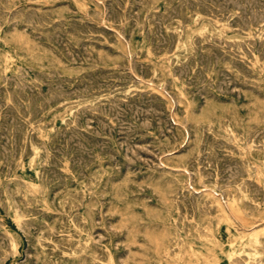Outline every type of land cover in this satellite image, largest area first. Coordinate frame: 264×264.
Masks as SVG:
<instances>
[{
    "label": "rangeland",
    "instance_id": "obj_1",
    "mask_svg": "<svg viewBox=\"0 0 264 264\" xmlns=\"http://www.w3.org/2000/svg\"><path fill=\"white\" fill-rule=\"evenodd\" d=\"M12 1L13 0H9V2L8 0H2V1L0 0L1 2L0 3V9H1L0 10V15H1L0 20L2 21L0 22V24L2 23L0 25V27L2 26L0 29V86H1L0 89L2 90V91L0 90V97H1L0 98V124H1L0 125L1 126L0 135L2 136L0 137V151L2 150L0 152L1 153L0 155V189H1L0 195L2 196V197L0 196V224H1L0 225L1 226L0 227V238H1L0 239V244H1L0 254L2 255L0 256V262H1L0 264H24V263L25 264H97V263L98 264H107V263L112 264V262L113 264H167V263L168 264H190V263L191 264H205L206 262H207L206 264H211V263L212 264H253V263L254 264L256 263L264 264V226H263L264 225V211H263L264 210V194H263L264 193V175H263L264 174V171H263L264 163L261 162V161H264V151H263L264 150V136H263L264 135L263 134L264 133V128H263L264 127V105H263L264 104V88H263L264 87V65H263L264 63V46H263L264 45V6H260L262 4L264 5V0H259V1L258 0H201V1L200 0H187V1L186 0H169V1L168 0H151V1L150 0H146V1L145 0H127V1L126 0H35V1L14 0L13 2ZM172 1H173V4H172ZM145 4L146 6H148V8L145 6ZM248 4L250 5L248 6ZM23 5H24V8H23ZM88 5L91 7H89ZM235 5L237 7H235ZM64 6L66 9H64ZM6 7H8V9ZM171 9H173L174 11ZM233 9H236L237 11ZM242 9H243V14H242ZM34 10L35 11L38 10V11L35 12ZM167 10H169V13ZM22 11H23V14H21ZM57 11L59 13H57ZM51 13L53 15H51ZM97 13L99 17L97 16ZM2 14L4 15V17L2 16ZM15 14L16 15L19 14L18 15L19 17L16 16ZM87 14H90V15H87ZM32 15L33 17H31ZM190 15H191V18L189 19ZM12 17H14V19ZM29 17L31 19H29ZM246 17H248L249 19ZM8 18L9 19L11 18L10 19L11 21ZM176 18H179V19H176ZM39 19L40 21H38ZM95 19H97L98 21ZM213 19L215 22L213 21ZM244 19H245V22H244ZM106 20H108L109 22ZM137 20L140 22H138ZM259 23L261 24V26ZM86 24H89V25H86ZM153 24H155L156 26H154ZM177 25H179V27ZM199 27H201L202 29ZM221 27L222 28L225 27V28L222 29ZM256 27H257V30H256ZM47 28H49L48 29L49 31L47 30ZM87 28L88 29L91 28V30L89 29V31H86ZM100 29H103V30L101 31ZM79 30L80 31L82 30V31L80 32ZM173 30L175 34L171 32ZM6 31L7 33L8 32L9 33L7 34ZM104 32L106 35L104 34ZM258 33L261 36H259ZM54 35H57V37H55ZM84 36L85 37L88 36V37L85 38ZM108 36L110 38H108ZM155 36L158 40L155 38ZM168 36L170 37V39ZM174 36H178V37L174 38ZM25 38L26 40H24ZM37 40H39V42ZM84 42H86L88 46H86ZM180 42L181 43L183 42V43L181 44ZM248 47H249V50L246 49ZM207 48H210V49H207ZM138 50L139 51L141 50V52H139ZM206 50L207 51L209 50V51L206 52ZM252 51L253 53H251ZM7 52H8V55H7ZM144 52L145 53L147 52V54H145ZM160 52H162L163 54ZM222 52L223 53L225 52V53L223 54ZM55 55L57 57H55ZM100 57L102 58V60ZM105 59L107 62L105 61ZM194 59L195 61H193ZM185 62L191 65L189 66ZM193 62L194 64H192ZM168 65H169V68H167ZM193 65L194 67H192ZM179 66L181 70L180 68L178 69ZM201 66L204 68L202 69ZM205 66L207 67L209 66V67L207 68ZM92 68H95V70L94 69L92 70ZM126 69H129V70H126ZM259 69L261 71H259ZM220 70L222 71L221 74H220L221 72ZM2 71L3 73H1ZM156 71L157 72L159 71V72L156 74ZM185 71H187L188 73ZM203 72L207 76L203 74ZM225 72L227 73L226 75H225ZM43 73L46 74V76ZM102 73L104 75H102ZM183 73H185L187 77ZM101 75L103 77H101ZM25 76H27L28 78ZM152 76L153 78H151ZM222 77L223 79L221 81ZM189 78L191 81L188 80ZM217 78H218V81H217ZM96 80H97V84H96ZM159 81H162V82H159ZM6 82L7 83L10 82V84H7ZM30 82L31 84H29ZM16 84H19V85H16ZM39 85H41L43 89L40 88ZM219 85L221 87V90H220ZM67 86L69 87L67 88ZM167 86H168V89H167ZM202 86L204 87L203 89H202ZM121 87H124V88H121ZM157 87H158V90H157ZM234 87H236L237 89ZM140 88H143V89H140ZM12 89L15 92H13ZM39 89L41 90L39 91ZM33 90L36 92H33ZM245 90L248 92H245ZM17 91H19L21 95L22 93L26 95L23 94L24 96L23 95L21 96L20 94H18L19 92ZM91 91H93V94ZM106 92H109V93H106ZM152 93L153 94L155 93V94L153 95ZM102 94L104 95V97ZM159 97L163 100H161ZM23 98H25L26 100ZM37 99L38 100L40 99V100L38 101ZM90 100H91V103H90ZM229 100L230 101L233 100V101L230 102ZM130 101L133 103H131ZM29 103L31 104L29 105ZM149 104L151 105L149 106ZM66 105L68 107H66ZM170 105L171 106L173 105V106L171 107ZM6 106L7 108H9V110L6 108ZM76 106L78 107L75 108ZM238 109L239 111L237 112ZM14 110L16 114L14 113ZM76 111L78 113H74ZM202 111L205 113H203ZM256 112H257V115H256ZM131 113L134 115H131ZM239 113L243 117L240 116ZM56 114H57V117H56ZM102 115L104 117H102ZM252 115H253V118H252ZM184 117H186L187 119ZM185 120L188 124L185 122ZM22 124H24L25 126ZM49 125L51 126V128ZM112 125L116 127L114 128ZM90 127H93V128L90 129ZM106 129H109V130H106ZM85 131H87L88 133ZM172 133H174V135ZM40 136L41 137L43 136L41 138L42 140L39 138ZM80 136L84 138V141H83V138ZM118 141L119 143L121 142L120 143L121 147L119 146ZM56 142L58 143V145ZM200 142L202 144H200ZM219 142L221 143V145ZM7 143H9V145ZM20 145L21 147H18ZM24 148H25V151H24ZM75 148H78V149H75ZM107 149L109 150L107 151ZM119 149L120 151H118ZM220 149L223 151H221ZM19 150H21L22 152ZM53 150L57 151L56 152L57 154ZM58 150L60 152H58ZM127 151L128 152L130 151V152L128 153ZM198 151L200 152L198 153ZM14 152H16V154ZM75 153H78L77 156ZM71 154L72 155L74 154L73 155L74 159ZM237 154L239 155V157L236 156ZM45 155H48V156H45ZM2 156L5 158H3ZM127 156L128 157L130 156V157L128 158ZM219 158H221L223 161ZM131 159L132 160L134 159V160L132 161ZM228 160H231V161H228ZM224 161L226 162L225 164H224ZM18 164H21V165H18ZM175 167H177L178 169ZM260 167L262 169H260ZM80 168L83 170H81ZM84 168L86 170H84ZM96 168H98L99 170ZM101 168L104 170H102ZM41 170L43 171V173H41ZM234 171L236 172L234 173ZM2 173H5V174H2ZM8 176L10 179L8 178ZM72 176L74 178H72ZM76 177L77 179H75ZM223 178L224 179L227 178V179L224 180ZM26 180H28L29 182L27 181L26 183ZM72 180L74 181V183H72L73 182ZM91 181L93 185L90 183ZM233 183H235V185ZM28 184L30 185V187ZM65 184L67 185L65 186ZM176 186H178L179 188ZM173 187L174 189H172ZM32 188L34 189V191ZM81 188L82 190H80ZM169 189H171L170 192H169ZM243 189H244V192H243ZM203 193H206V194L203 195ZM31 194L34 196H32ZM47 194H50V195H47ZM17 196L19 197L17 198ZM226 197H228L229 199ZM21 200L24 201L25 204L19 202ZM70 200H73V201L68 203V201ZM33 201H36V202L33 203ZM170 201H171V204H169ZM82 202L83 204H81ZM173 202H176V203H173ZM166 204H168V207ZM25 206H27L28 208ZM174 207L176 208V210ZM148 211H151V213ZM16 213L17 214L19 213V214L16 215ZM158 214L160 217L158 216ZM19 215H21V218L19 217ZM77 217L80 219H78ZM127 217H128V221L126 220ZM33 218H34V221H33ZM187 219L188 221H186ZM43 222L46 224H44ZM103 227H105V229ZM174 227L176 229H174ZM201 227H202V230H201ZM251 227L253 229H251ZM48 228L52 229L51 230L52 233L50 232ZM196 228L199 230H197ZM114 229L117 230L118 232H116ZM177 229L180 231L179 234H178L179 231ZM245 231L247 232V235H245L246 234ZM164 232H167V233H164ZM200 232H201V235H200ZM206 232H209V233L207 234ZM210 232L213 235H210L211 234ZM255 233L257 234V238H258L257 242L254 241L253 238H251L252 234H255ZM10 236L13 238H11ZM132 240L133 242H131ZM152 240L155 242H153ZM172 240L174 242H171ZM84 241H85V244H84ZM14 249H15V253H14ZM16 249L18 251L17 253H16ZM110 250L112 253L110 252ZM66 253H70V255ZM177 254H179V256ZM95 255L97 256L95 257ZM180 258L181 260L182 259L183 260L181 261ZM249 261L251 262L249 263Z\"/></svg>",
    "mask_w": 264,
    "mask_h": 264
},
{
    "label": "bare ground",
    "instance_id": "obj_2",
    "mask_svg": "<svg viewBox=\"0 0 264 264\" xmlns=\"http://www.w3.org/2000/svg\"><path fill=\"white\" fill-rule=\"evenodd\" d=\"M1 1H2V0H1ZM13 1H14V0H13ZM13 1H12V2H13ZM28 1H29V0H28ZM32 1H35V0H32ZM126 1H127V0H126ZM145 1H146V0H145ZM150 1H151V0H150ZM168 1H169V0H168ZM168 1H167V2H168ZM186 1H187V0H186ZM200 1H201V0H200ZM258 1H259V0H258ZM8 2H9V0H8ZM24 2H25V1H24ZM30 2H31V1H30ZM46 2H47V1H46ZM46 2H45V3H46ZM72 2H73V1H72ZM95 2H96V1H95ZM101 2H102V1H101ZM124 2H125V1H124ZM128 2H129V1H128ZM206 2H208V1H206ZM212 2H213V1H212ZM218 2H219V1H218ZM218 2H217V3H218ZM224 2H225V1H224ZM250 2H251V1H250ZM0 3H1V2H0ZM16 3H17V2H16ZM25 3H26V2H25ZM28 3H29V2H28ZM60 3H61V2H60ZM113 3H114V2H113ZM122 3H123V2H122ZM141 3H142V2H141ZM193 3H194V2H193ZM201 3H202V2H201ZM241 3H242V2H241ZM11 4H12V3H11ZM18 4H19V3H18ZM26 4H27V3H26ZM31 4H32V3H31ZM38 4H39V3H38ZM50 4H51V3H50ZM67 4H68V3H67ZM73 4H74V3H73ZM105 4H106V3H105ZM134 4H135V3H134ZM139 4H140V3H139ZM152 4H153V3H152ZM163 4H164V3H163ZM172 4H173V1H172ZM175 4H176V3H175ZM186 4H187V3H186ZM208 4H209V3H208ZM210 4H211V3H210ZM243 4H244V3H243ZM254 4H255V2H254ZM29 5H30V4H29ZM62 5H63V4H62ZM75 5H76V4H75ZM94 5H95V4H94ZM103 5H104V4H103ZM107 5H108V4H107ZM116 5H117V3H116ZM116 5H115V6H116ZM135 5H136V4H135ZM166 5H167V3H166ZM196 5H197V4H196ZM249 5H250V4H248V6H249ZM259 5H260V4H259ZM1 6H2V5H1ZM8 6H9V5H8ZM10 6H11V5H10ZM14 6H15V5H14ZM38 6H39V5H38ZM41 6H42V5H41ZM56 6H57V4H56ZM59 6H61V5H59ZM66 6H67V5H66ZM69 6H70V5H69ZM88 6H89V5H88ZM100 6H101V5H100ZM143 6H144V5H143ZM145 6H146V4H145ZM157 6H158V5H157ZM168 6H169V5H168ZM172 6H173V5H172ZM185 6H187V5H185ZM205 6H206V5H205ZM211 6H212V5H211ZM220 6H222V5H220ZM260 6H264V5L262 4V5H260ZM89 7H91V6H89ZM146 7L148 8V6H146ZM158 7H159V6H158ZM179 7H180V6H179ZM212 7H213V6H212ZM235 7H237V6L235 5ZM253 7H254V6H253ZM255 7H256V6H255ZM6 8L8 9V7H6ZM12 8H13V7H12ZM23 8H24V5H23ZM25 8H26V7H25ZM27 8H28V7H27ZM33 8H34V7H33ZM43 8H44V7H43ZM112 8H113V7H112ZM131 8H132V7H131ZM197 8H198V7H197ZM199 8H200V7H199ZM216 8H217V7H216ZM246 8H247V7H246ZM250 8H251V7H250ZM37 9H38V8H37ZM53 9H54V7H53ZM64 9H66L65 6H64ZM78 9H79V8H78ZM92 9H93V8H92ZM122 9H123V8H122ZM127 9H128V8H127ZM166 9H167V8H166ZM177 9H178V8H177ZM222 9H223V8H222ZM227 9H228V8H227ZM227 9H226V10H227ZM239 9H240V8H239ZM0 10H1V9H0ZM2 10H3V9H2ZM76 10H77V9H76ZM89 10H90V9H89ZM115 10H116V8H115ZM123 10H124V9H123ZM141 10H142V9H141ZM145 10H146V9H145ZM148 10H149V9H148ZM171 10H173V9H171ZM197 10H198V9H197ZM217 10H218V9H217ZM233 10H236V9H233ZM250 10H251V9H250ZM8 11H9V10H8ZM34 11H35V10H34ZM34 11H33V12H34ZM37 11H38V10H37ZM37 11H35V12H37ZM40 11H41V10H40ZM44 11H45V10H44ZM72 11H73V10H72ZM86 11H87V10H86ZM95 11H96V10H95ZM130 11H131V10H130ZM138 11H139V10H138ZM167 11H168V13H169V10H167ZM173 11H174V10H173ZM180 11H181V10H180ZM223 11H225V10H223ZM236 11H237V10H236ZM236 11H235V12H236ZM29 12H30V11H29ZM70 12H71V11H70ZM74 12H75V11H74ZM89 12H90V11H89ZM101 12H102V11H101ZM128 12H129V10H128ZM133 12H134V11H133ZM136 12H137V11H136ZM136 12H135V13H136ZM156 12H157V11H156ZM199 12H200V11H199ZM1 13H2V12H1ZM12 13H13V12H12ZM17 13H18V12H17ZM57 13H59V12L57 11ZM90 13H91V12H90ZM95 13H96V12H95ZM123 13H124V12H123ZM126 13H127V11H126ZM151 13H152V12H151ZM164 13H165V11H164ZM172 13H173V12H172ZM181 13H182V12H181ZM185 13H186V11H185ZM211 13H212V12H211ZM21 14H23V11H22ZM28 14H29V13H28ZM114 14H115V13H114ZM118 14H119V13H118ZM137 14H138V13H137ZM240 14H241V13H240ZM242 14H243V9H242ZM10 15H11V14H10ZM15 15H16V14H15ZM18 15H19V14H18ZM18 15H16V16H18ZM30 15H31V14H30ZM37 15H38V14H37ZM40 15H41V14H40ZM42 15H43V14H42ZM51 15H53V14L51 13ZM87 15H90V14H87ZM93 15H94V14H93ZM93 15H92V16H93ZM119 15H120V14H119ZM124 15H125V14H124ZM128 15H129V14H128ZM145 15H147V14H145ZM162 15H163V14H162ZM169 15H170V14H169ZM194 15H195V14H194ZM203 15H204V14H203ZM211 15H212V14H211ZM0 16H1V15H0ZM2 16L4 17L3 14H2ZM7 16H9V15H7ZM23 16H24V15H23ZM38 16H39V15H38ZM44 16H45V15H44ZM56 16H57V14H56ZM95 16H96V15H95ZM97 16L99 17L98 13H97ZM137 16H138V15H137ZM153 16H154V14H153ZM164 16H165V15H164ZM183 16H184V15H183ZM183 16H182V17H183ZM186 16H187V15H186ZM186 16H185V17H186ZM192 16H193V15H192ZM216 16H217V15H216ZM238 16H239V15H238ZM245 16H246V15H245ZM18 17H19V16H18ZM26 17H27V15H26ZM26 17H25V18H26ZM31 17H33V15H32ZM40 17H41V16H40ZM53 17H54V16H53ZM74 17H75V16H74ZM81 17H82V16H81ZM106 17H107V16H106ZM109 17H110V16H109ZM120 17H121V16H120ZM125 17H126V16H125ZM129 17H130V16H129ZM141 17H142V16H141ZM175 17H176V16H175ZM242 17H243V16H242ZM12 18L14 19V17H12ZM20 18H21V17H20ZM57 18H58V17H57ZM66 18H67V17H66ZM123 18H124V17H123ZM146 18H147V17H146ZM162 18H163V17H162ZM173 18H174V17H173ZM180 18H181V17H180ZM183 18H184V17H183ZM186 18H187V17H186ZM190 18H191V15H190L189 19H190ZM220 18H221V17H220ZM225 18H226V17H225ZM235 18H236V17H235ZM246 18H248V17H246ZM5 19H6V18H5ZM8 19H9V18H8ZM10 19H11V18H10ZM10 19H9V20H10ZM21 19H22V18H21ZM29 19H31V18L29 17ZM35 19H36V18H35ZM63 19H64V18H63ZM120 19H121V18H120ZM131 19H132V18H131ZM135 19H136V18H135ZM143 19H144V18H143ZM148 19H149V18H148ZM150 19H151V18H150ZM152 19H153V18H152ZM176 19H179V18H176ZM198 19H199V18H198ZM209 19H210V18H209ZM211 19H212V18H211ZM241 19H242V18H241ZM248 19H249V18H248ZM2 20H3V19H2ZM36 20H37V19H36ZM42 20H43V19H42ZM65 20H66V19H65ZM71 20H72V19H71ZM74 20H75V19H74ZM78 20H79V19H78ZM95 20H97V19H95ZM103 20H104V19H103ZM126 20H127V19H126ZM126 20H125V21H126ZM146 20H147V19H146ZM146 20H145V21H146ZM191 20H192V19H191ZM196 20H197V19H196ZM200 20H201V19H200ZM202 20H203V19H202ZM6 21H7V20H6ZM10 21H11V20H10ZM38 21H40V19H39ZM63 21H64V20H63ZM82 21H83V20H82ZM84 21H85V20H84ZM87 21H88V19H87ZM97 21H98V20H97ZM106 21H108V20H106ZM110 21H111V20H110ZM120 21H121V20H120ZM127 21H128V20H127ZM129 21H131V20H129ZM137 21H138V20H137ZM161 21H162V19H161ZM197 21H198V20H197ZM213 21H214V19H213ZM241 21H242V20H241ZM0 22H2V21L0 20ZM17 22H19V21H17ZM20 22H22V21H20ZM41 22H42V21H41ZM44 22H45V21H44ZM65 22H66V21H65ZM79 22H80V21H79ZM94 22H95V21H94ZM108 22H109V21H108ZM111 22H112V21H111ZM134 22H135V21H134ZM138 22H140V21H138ZM141 22H142V21H141ZM171 22H172V21H171ZM179 22H180V20H179ZM199 22H200V21H199ZM214 22H215V21H214ZM224 22H225V21H224ZM224 22H223V23H224ZM230 22H231V21H230ZM230 22H229V23H230ZM244 22H245V19H244ZM248 22H249V20H248ZM252 22H253V21H252ZM12 23H13V22H12ZM14 23H15V22H14ZM26 23H27V22H26ZM29 23H30V22H29ZM55 23H56V22H55ZM71 23H72V22H71ZM73 23H74V22H73ZM83 23H84V22H83ZM98 23H99V22H98ZM103 23H104V21H103ZM135 23H136V22H135ZM150 23H151V22H150ZM186 23H187V22H186ZM195 23H196V22H195ZM229 23H228V24H229ZM1 24H2V23H1ZM1 24H0V25H1ZM9 24H10V23H9ZM15 24H16V23H15ZM56 24H57V23H56ZM69 24H70V23H69ZM81 24H82V23H81ZM99 24H100V23H99ZM123 24H124V23H123ZM176 24H177V23H176ZM203 24H204V23H203ZM203 24H202V25H203ZM214 24H215V23H214ZM247 24H248V23H247ZM259 24H260V23H259ZM7 25H8V24H7ZM25 25H26V24H25ZM63 25H64V24H63ZM72 25H73V24H72ZM77 25H78V24H77ZM86 25H89V24H86ZM104 25H105V23H104ZM137 25H138V24H137ZM153 25L156 26L155 24H153ZM162 25H163V24H162ZM179 25H180V24H179ZM179 25H177V26L179 27ZM182 25H183V24H182ZM191 25H192V24H191ZM195 25H196V24H195ZM211 25H212V24H211ZM220 25H221V24H220ZM223 25H224V24H223ZM249 25H250V24H249ZM253 25H255V24H253ZM44 26H45V25H44ZM55 26H56V25H55ZM78 26H79V25H78ZM83 26H84V24H83ZM83 26H82V27H83ZM93 26H95V25H93ZM116 26H117V25H116ZM119 26H120V25H119ZM132 26H133V25H132ZM142 26H143V25H142ZM150 26H151V25H150ZM150 26H148V27H150ZM158 26H160V25H158ZM174 26H175V24H174ZM196 26H197V25H196ZM226 26H227V25H226ZM245 26H246V25H245ZM260 26H261V24H260ZM1 27H2V26H1ZM1 27H0V29H1ZM17 27H18V26H17ZM31 27H32V26H31ZM31 27H30V29H31ZM53 27H54V26H53ZM53 27H52V28H53ZM69 27H70V26H69ZM69 27H68V28H69ZM71 27H72V26H71ZM87 27H88V26H87ZM104 27H106V26H104ZM121 27H122V26H121ZM124 27H125V26H124ZM163 27H164V26H163ZM182 27H183V26H182ZM218 27H220V26H218ZM227 27H228V26H227ZM230 27H232V26H230ZM12 28H13V27H12ZM40 28H41V27H40ZM58 28H59V26H58ZM102 28H103V27H102ZM152 28H154V27H152ZM199 28H201V27H199ZM199 28H198V29H199ZM221 28H222V27H221ZM223 28H225V27H223ZM223 28H222V29H223ZM237 28H238V27H237ZM247 28H248V27H247ZM261 28H262V27H261ZM3 29H4V28H3ZM18 29H19V28H18ZM48 29H49V28H47V30H48ZM50 29H51V28H50ZM56 29H57V28H56ZM62 29H63V28H62ZM73 29H74V28H73ZM75 29H76V28H75ZM89 29L91 30V28H89ZM89 29L87 28L86 31H89ZM92 29H94V28H92ZM97 29H98V28H97ZM108 29H109V28H108ZM114 29H115V28H114ZM155 29H156V28H155ZM167 29H169V28H167ZM176 29H177V28H176ZM201 29H202V28H201ZM249 29H250V28H249ZM8 30H9V29H8ZM34 30H35V29H34ZM41 30H43V29H41ZM58 30H59V29H58ZM100 30L102 31L103 29H100ZM131 30H132V29H131ZM141 30H142V29H141ZM152 30H153V29H152ZM163 30H164V29H163ZM165 30H166V29H165ZM182 30H183V29H182ZM247 30H248V29H247ZM251 30H252V29H251ZM256 30H257V27H256ZM15 31H17V30H15ZM15 31H13V32H15ZM18 31H19V30H18ZM20 31H21V30H20ZM36 31H37V30H36ZM38 31H40V30H38ZM48 31H49V30H48ZM48 31H47V32H48ZM79 31H80V30H79ZM81 31H82V30H81ZM81 31H80V32H81ZM125 31H126V29H125ZM139 31H140V30H139ZM143 31H144V30H143ZM154 31H155V30H154ZM156 31H157V30H156ZM194 31H195V30H194ZM197 31H198V30H197ZM205 31H206V30H205ZM207 31H208V30H207ZM227 31H228V29H227ZM243 31H244V30H243ZM261 31H262V30H261ZM4 32H5V30H4ZM27 32H28V31H27ZM47 32H46V33H47ZM80 32H79V33H80ZM105 32H106V31H105ZM105 32H104V34H105ZM109 32H110V31H109ZM118 32H119V31H118ZM123 32H124V30H123ZM149 32H150V31H149ZM168 32H169V31H168ZM171 32H173V33L175 34L174 30L171 31ZM183 32H185V31H183ZM244 32H245V31H244ZM6 33H7V31H6ZM8 33H9V32H8ZM8 33H7V34H8ZM11 33H12V32H11ZM19 33H21V32H19ZM35 33H36V32H35ZM53 33H54V32H53ZM131 33H132V32H131ZM177 33H178V32H177ZM207 33H208V32H207ZM211 33H212V31H211ZM211 33H210V34H211ZM249 33H250V32H249ZM254 33H255V32H254ZM254 33H253V34H254ZM259 33H260V32H259ZM259 33H258V35H259ZM26 34H27V33H26ZM26 34H25V35H26ZM37 34H39V33H37ZM44 34H45V33H44ZM44 34H43V35H44ZM81 34H82V33H81ZM96 34H97V33H96ZM99 34H100V33H99ZM102 34H103V33H102ZM111 34H112V33H111ZM141 34H142V32H141ZM165 34H166V33H165ZM165 34H164V35H165ZM262 34H263V33H262ZM17 35H19V34H17ZM22 35H23V34H22ZM51 35H52V34H51ZM72 35H73V34H72ZM105 35H106V34H105ZM109 35H110V34H109ZM120 35H121V34H120ZM183 35H184V34H183ZM195 35H196V34H195ZM211 35H212V34H211ZM221 35H222V34H221ZM256 35H257V34H256ZM41 36H42V35H41ZM54 36L57 37V35H54ZM91 36H92V35H91ZM197 36H198V35H197ZM259 36H261V35H259ZM13 37H14V36H13ZM22 37H23V36H22ZM28 37H29V36H28ZM39 37H40V35H39ZM45 37H46V36H45ZM84 37H85V36H84ZM86 37H88V36H86ZM86 37H85V38H86ZM95 37H96V36H95ZM132 37H133V36H132ZM157 37H158V36H157ZM168 37H169V36H168ZM176 37H178V36H174V38H176ZM210 37H211V36H210ZM253 37H254V36H253ZM8 38H9V37H8ZM23 38H24V37H23ZM35 38H36V37H35ZM68 38H69V37H68ZM85 38H84V39H85ZM100 38H101V37H100ZM104 38H105V37H104ZM108 38H110V37L108 36ZM123 38H124V37H123ZM155 38H156V36H155ZM166 38H167V37H166ZM181 38H182V37H181ZM223 38H225V37H223ZM238 38H239V37H238ZM244 38H245V37H244ZM11 39H12V37H11ZM40 39H41V38H40ZM43 39H44V38H43ZM55 39H56V38H55ZM69 39H70V38H69ZM102 39H103V38H102ZM156 39H157V38H156ZM156 39H155V41H156ZM164 39H165V38H164ZM169 39H170V37H169ZM179 39H180V38H179ZM231 39H232V38H231ZM251 39H252V38H251ZM258 39H260V38H258ZM3 40H4V38H3ZM9 40H10V39H9ZM24 40H26V38H25ZM60 40H61V39H60ZM157 40H158V39H157ZM183 40H184V39H183ZM197 40H198V39H197ZM204 40H205V39H204ZM204 40H203V41H204ZM223 40H224V39H223ZM248 40H249V39H248ZM252 40H253V39H252ZM21 41H22V40H21ZM37 41L39 42V40H37ZM46 41H47V40H46ZM46 41H45V42H46ZM49 41H50V40H49ZM51 41H52V40H51ZM55 41H56V40H55ZM83 41H84V40H83ZM85 41H87V40H85ZM103 41H104V40H103ZM114 41H115V40H114ZM155 41H154V42H155ZM169 41H170V40H169ZM192 41H193V40H192ZM218 41H219V40H218ZM218 41H217V42H218ZM225 41H227V40H225ZM3 42H5V41H3ZM95 42H96V41H95ZM149 42H150V41H149ZM193 42H194V41H193ZM222 42H223V41H222ZM228 42H229V41H228ZM32 43H33V42H32ZM43 43H44V42H43ZM84 43L86 44V42H84ZM104 43H105V42H104ZM180 43H181V42H180ZM182 43H183V42H182ZM182 43H181V44H182ZM250 43H252V42H250ZM24 44H25V43H24ZM35 44H36V43H35ZM149 44H150V43H149ZM156 44H157V43H156ZM205 44H206V43H205ZM227 44H228V43H227ZM36 45H37V44H36ZM45 45H46V43H45ZM52 45H53V44H52ZM63 45H64V43H63ZM65 45H66V44H65ZM81 45H82V44H81ZM111 45H112V44H111ZM169 45H170V43H169ZM174 45H175V44H174ZM199 45H200V44H199ZM214 45H215V44H214ZM217 45H218V44H217ZM223 45H224V44H223ZM236 45H237V44H236ZM257 45H258V44H257ZM86 46H88V45L86 44ZM106 46H107V45H106ZM108 46H109V45H108ZM162 46H163V45H162ZM162 46H161V47H162ZM206 46H207V45H206ZM231 46H232V45H231ZM231 46H230V47H231ZM263 46H264V45H263ZM39 47H40V46H39ZM82 47H83V46H82ZM102 47H103V46H102ZM104 47H105V46H104ZM112 47H113V46H112ZM150 47H151V46H150ZM150 47H149V48H150ZM161 47H160V48H161ZM174 47H175V46H174ZM201 47H202V46H201ZM257 47H258V46H257ZM45 48H46V47H45ZM51 48H52V47H51ZM75 48H76V47H75ZM80 48H81V47H80ZM83 48H84V47H83ZM87 48H88V47H87ZM107 48H108V47H107ZM130 48H131V47H130ZM132 48H133V47H132ZM157 48H158V47H157ZM196 48H197V47H196ZM220 48H221V46H220ZM222 48H223V47H222ZM240 48H241V47H240ZM31 49H32V48H31ZM39 49H40V48H39ZM43 49H44V48H43ZM54 49H55V48H54ZM67 49H68V48H67ZM85 49H86V48H85ZM92 49H93V48H92ZM109 49H110V48H109ZM164 49H166V48H164ZM174 49H175V48H174ZM198 49H199V48H198ZM205 49H206V48H205ZM207 49H210V48H207ZM224 49H225V48H224ZM233 49H234V48H233ZM246 49L249 50V47L246 48ZM44 50H45V49H44ZM57 50H58V49H57ZM111 50H112V49H111ZM142 50H143V49H142ZM155 50H156V49H155ZM203 50H204V49H203ZM211 50H212V49H211ZM234 50H235V49H234ZM237 50H238V49H237ZM33 51H34V50H33ZM42 51H43V50H42ZM42 51H41V52H42ZM87 51H88V50H87ZM99 51H100V50H99ZM118 51H119V50H118ZM131 51H132V50H131ZM138 51H139V50H138ZM138 51H137V52H138ZM151 51H152V49H151ZM183 51H184V50H183ZM208 51H209V50H208ZM208 51L206 50V52H208ZM215 51H216V50H215ZM220 51H222V50H220ZM229 51H230V50H229ZM229 51H228V52H229ZM245 51H246V50H245ZM256 51H257V50H256ZM8 52H9V51H8ZM8 52H7V55H8ZM68 52H69V51H68ZM122 52H123V51H122ZM132 52H133V51H132ZM139 52H141V50H140ZM162 52H163V51H162ZM162 52H160V53H162ZM176 52H177V51H176ZM234 52H235V51H234ZM257 52H258V51H257ZM9 53H10V52H9ZM45 53H47V52H45ZM50 53H51V51H50ZM56 53H57V52H56ZM75 53H76V52H75ZM94 53H95V52H94ZM115 53H116V52H115ZM119 53H120V52H119ZM144 53H145V52H144ZM144 53H142V54H144ZM167 53H168V52H167ZM167 53H166V54H167ZM197 53H198V52H197ZM212 53H213V52H212ZM214 53H215V52H214ZM222 53H223V52H222ZM224 53H225V52H224ZM224 53H223V54H224ZM251 53H253V51H252ZM23 54H24V53H23ZM70 54H71V53H70ZM89 54H90V53H89ZM99 54H100V52H99ZM103 54H104V53H103ZM145 54H147V52H146ZM154 54H155V52H154ZM154 54H153V55H154ZM162 54H163V53H162ZM176 54H177V53H176ZM176 54H175V55H176ZM191 54H192V53H191ZM191 54H190V55H191ZM203 54H204V53H203ZM220 54H221V53H220ZM4 55H5V54H4ZM17 55H18V54H17ZM28 55H29V54H28ZM32 55H33V54H32ZM156 55H157V54H156ZM194 55H195V54H194ZM200 55H201V54H200ZM200 55H199V56H200ZM207 55H208V54H207ZM212 55H213V54H212ZM221 55H222V54H221ZM228 55H229V54H228ZM243 55H244V54H243ZM248 55H249V54H248ZM33 56H34V55H33ZM42 56H43V55H42ZM89 56H90V55H89ZM89 56H88V57H89ZM98 56H99V55H98ZM103 56H104V55H103ZM121 56H123V55H121ZM127 56H129V55H127ZM204 56H205V55H204ZM250 56H251V55H250ZM255 56H256V55H255ZM15 57H16V56H15ZM46 57H47V55H46ZM55 57H57V56L55 55ZM59 57H60V56H59ZM101 57H102V56H101ZM101 57H100V58H101ZM136 57H137V56H136ZM145 57H146V55H145ZM176 57H177V56H176ZM184 57H185V55H184ZM186 57H188V56H186ZM191 57H192V56H191ZM194 57H196V56H194ZM227 57H228V56H227ZM232 57H233V56H232ZM239 57H240V55H239ZM40 58H41V57H40ZM44 58H45V57H44ZM66 58H67V57H66ZM85 58H86V57H85ZM109 58H110V57H109ZM115 58H117V57H115ZM179 58H180V57H179ZM214 58H215V57H214ZM253 58H254V57H253ZM34 59H35V57H34ZM37 59H38V58H37ZM41 59H42V58H41ZM50 59H51V58H50ZM52 59H53V58H52ZM166 59H167V58H166ZM172 59H173V58H172ZM200 59H201V58H200ZM220 59H221V58H220ZM226 59H227V58H226ZM247 59H248V58H247ZM6 60H7V59H6ZM46 60H47V59H46ZM53 60H54V59H53ZM78 60H79V59H78ZM83 60H84V59H83ZM91 60H92V59H91ZM101 60H102V58H101ZM109 60H110V59H109ZM111 60H112V58H111ZM150 60H151V59H150ZM178 60H179V59H178ZM187 60H188V59H187ZM205 60H206V59H205ZM209 60H210V59H209ZM211 60H212V59H211ZM222 60H223V59H222ZM224 60H225V59H224ZM228 60H229V59H228ZM233 60H234V59H233ZM42 61H43V60H42ZM54 61H55V60H54ZM64 61H65V60H64ZM97 61H98V60H97ZM103 61H104V60H103ZM105 61H106V59H105ZM113 61H115V60H113ZM152 61H153V60H152ZM170 61H171V60H170ZM176 61H177V60H176ZM176 61H175V62H176ZM181 61H182V59H181ZM183 61H184V60H183ZM190 61H191V60H190ZM193 61H195V59H194ZM203 61H204V59H203ZM236 61H237V60H236ZM3 62H4V61H3ZM7 62H8V61H7ZM13 62H14V61H13ZM65 62H66V61H65ZM65 62H64V63H65ZM67 62H68V61H67ZM76 62H77V61H76ZM78 62H79V61H78ZM81 62H82V61H81ZM83 62H84V61H83ZM106 62H107V61H106ZM208 62H209V61H208ZM214 62H215V61H214ZM244 62H245V61H244ZM253 62H254V61H253ZM260 62H261V61H260ZM14 63H15V62H14ZM16 63H17V62H16ZM120 63H121V62H120ZM130 63H131V62H130ZM185 63H187V62H185ZM222 63H223V61H222ZM236 63H237V62H236ZM18 64H19V63H18ZM51 64H52V63H51ZM89 64H90V63H89ZM92 64H93V63H92ZM114 64H115V63H114ZM138 64H139V62H138ZM141 64H142V63H141ZM178 64H179V63H178ZM187 64H188V63H187ZM192 64H194V62H193ZM198 64H199V63H198ZM206 64H207V63H206ZM211 64H212V63H211ZM231 64H232V63H231ZM66 65H67V64H66ZM86 65H87V64H86ZM116 65H117V64H116ZM179 65H180V64H179ZM188 65H189V64H188ZM190 65H191V64H190ZM190 65H189V66H190ZM209 65H210V63H209ZM213 65H214V64H213ZM217 65H219V64H217ZM226 65H227V64H226ZM263 65H264V63H263ZM8 66H9V65H8ZM30 66H31V65H30ZM64 66H65V64H64ZM71 66H72V65H71ZM90 66H91V65H90ZM92 66H93V65H92ZM99 66H100V65H99ZM150 66H151V65H150ZM203 66H204V65H203ZM227 66H228V65H227ZM229 66H230V65H229ZM240 66H241V64H240ZM252 66H253V65H252ZM42 67H43V66H42ZM67 67H68V66H67ZM69 67H70V66H69ZM80 67H81V66H80ZM82 67H83V66H82ZM103 67H104V66H103ZM137 67H138V66H137ZM162 67H163V66H162ZM192 67H194V65H193ZM199 67H200V66H199ZM199 67H198V68H199ZM201 67H202V66H201ZM205 67H207V66H205ZM208 67H209V66H208ZM208 67H207V68H208ZM214 67H215V66H214ZM224 67H225V66H224ZM235 67H236V66H235ZM254 67H255V66H254ZM49 68H50V66H49ZM129 68H130V67H129ZM167 68H169V65H168ZM175 68H176V67H175ZM179 68H180V66L178 67V69H179ZM203 68H204V67H202V69H203ZM228 68H229V67H228ZM238 68H239V67H238ZM18 69H19V67H18ZM82 69H83V68H82ZM93 69L95 70V68H92V70H93ZM102 69H103V68H102ZM107 69H108V68H107ZM107 69H106V70H107ZM131 69H132V68H131ZM144 69H145V68H144ZM193 69H194V68H193ZM202 69H201V70H202ZM205 69H206V68H205ZM214 69H215V68H214ZM6 70H7V69H6ZM34 70H36V69H34ZM40 70H41V69H40ZM58 70H59V69H58ZM58 70H57V71H58ZM77 70H78V69H77ZM119 70H120V69H119ZM126 70H129V69H126ZM134 70H135V69H134ZM157 70H158V69H157ZM180 70H181V68H180ZM224 70H225V69H224ZM228 70H229V69H228ZM232 70H233V69H232ZM237 70H238V69H237ZM21 71H22V70H21ZM49 71H50V70H49ZM71 71H72V70H71ZM78 71H79V70H78ZM83 71H84V70H83ZM112 71H114V70H112ZM116 71H117V70H116ZM124 71H125V70H124ZM135 71H136V70H135ZM138 71H139V70H138ZM145 71H146V70H145ZM171 71H172V70H171ZM176 71H177V70H176ZM188 71H189V70H188ZM213 71H214V70H213ZM220 71H221V70H220ZM250 71H251V70H250ZM259 71H261V70L259 69ZM32 72H34V71H32ZM44 72H45V71H44ZM91 72H92V71H91ZM104 72H105V71H104ZM131 72H132V71H131ZM158 72H159V71H158ZM158 72L156 71V74H157ZM168 72H169V71H168ZM168 72H167V73H168ZM185 72H187V71H185ZM200 72H201V71H200ZM211 72H212V71H211ZM217 72H218V71H217ZM229 72H231V71H229ZM247 72H248V71H247ZM253 72H254V71H253ZM1 73H3V71H2ZM47 73H48V71H47ZM78 73H79V72H78ZM85 73H86V72H85ZM100 73H101V72H100ZM112 73H113V72H112ZM118 73H119V72H118ZM118 73H117V74H118ZM122 73H124V72H122ZM143 73H145V72H143ZM152 73H153V72H152ZM187 73H188V72H187ZM195 73H196V72H195ZM221 73H222V71L220 72V74H221ZM240 73H241V72H240ZM240 73H239V74H240ZM255 73H256V72H255ZM5 74H6V73H5ZM12 74H13V73H12ZM34 74H35V73H34ZM36 74H37V73H36ZM43 74H44V73H43ZM110 74H111V73H110ZM136 74H137V73H136ZM147 74H148V73H147ZM160 74H161V73H160ZM171 74H172V73H171ZM179 74H180V73H179ZM179 74H178V75H179ZM183 74H185V73H183ZM203 74H205V73L203 72ZM217 74H218V73H217ZM226 74H227V73L225 72V75H226ZM16 75H17V74H16ZM21 75H22V74H21ZM27 75H28V74H27ZM37 75H38V74H37ZM44 75L46 76V74H44ZM95 75H96V74H95ZM102 75H104V74L102 73ZM102 75H101V77H103ZM119 75H120V74H119ZM148 75H149V74H148ZM161 75H162V74H161ZM169 75H170V74H169ZM187 75H188V74H187ZM205 75H206V74H205ZM222 75H223V74H222ZM253 75H254V74H253ZM7 76H8V75H7ZM41 76H42V74H41ZM60 76H61V75H60ZM122 76H123V75H122ZM145 76H147V75H145ZM179 76H180V75H179ZM185 76H186V74H185ZM206 76H207V75H206ZM234 76H235V75H234ZM251 76H252V75H251ZM257 76H258V75H257ZM20 77H21V76H20ZM25 77H27V76H25ZM31 77H32V76H31ZM87 77H88V76H87ZM93 77H94V76H93ZM123 77H124V76H123ZM128 77H129V76H128ZM128 77H127V78H128ZM180 77H181V76H180ZM186 77H187V76H186ZM196 77H197V76H196ZM241 77H242V76H241ZM258 77H259V76H258ZM13 78H14V77H13ZM27 78H28V77H27ZM49 78H50V77H49ZM73 78H74V77H73ZM78 78H79V77H78ZM107 78H108V77H107ZM132 78H133V77H132ZM151 78H153V76H152ZM212 78H213V77H212ZM212 78H211V79H212ZM18 79H19V77H18ZM25 79H26V78H25ZM44 79H45V78H44ZM56 79H57V78H56ZM56 79H55V80H56ZM63 79H64V78H63ZM71 79H72V78H71ZM99 79H100V78H99ZM172 79H173V78H172ZM183 79H184V78H183ZM198 79H199V78H198ZM222 79H223V77L221 78V81H222ZM228 79H229V78H228ZM238 79H239V78H238ZM238 79H236V80H238ZM244 79H246V78H244ZM20 80H21V79H20ZM26 80H27V79H26ZM51 80H52V79H51ZM82 80H83V79H82ZM94 80H95V79H94ZM110 80H111V79H110ZM121 80H122V79H121ZM162 80H163V79H162ZM165 80H166V79H165ZM167 80H169V79H167ZM173 80H174V79H173ZM179 80H180V78H179ZM188 80H190V78H189ZM188 80H187V81H188ZM234 80H235V79H234ZM251 80H252V78H251ZM3 81H4V80H3ZM34 81H36V80H34ZM46 81H47V80H46ZM80 81H81V80H80ZM83 81H84V80H83ZM99 81H100V80H99ZM101 81H102V80H101ZM127 81H128V80H127ZM138 81H139V80H138ZM154 81H155V80H154ZM190 81H191V80H190ZM217 81H218V78H217ZM219 81H220V80H219ZM228 81H229V80H228ZM254 81H255V80H254ZM259 81H260V80H259ZM16 82H17V81H16ZM90 82H92V81H90ZM105 82H106V81H105ZM140 82H141V81H140ZM148 82H149V81H148ZM159 82H162V81H159ZM168 82H169V81H168ZM209 82H210V80H209ZM6 83H7V82H6ZM43 83H44V82H43ZM62 83H63V82H62ZM67 83H68V81H67ZM81 83H82V82H81ZM124 83H125V81H124ZM143 83H144V82H143ZM164 83H165V81H164ZM261 83H262V82H261ZM261 83H260V85H261ZM2 84H3V82H2ZM7 84H10V82L7 83ZM29 84H31V82H30ZM82 84H83V83H82ZM90 84H91V83H90ZM96 84H97V80H96ZM114 84H115V83H114ZM129 84H130V83H129ZM132 84H133V83H132ZM136 84H137V83H136ZM150 84H152V83H150ZM185 84H186V83H185ZM206 84H207V83H206ZM209 84H210V83H209ZM219 84H220V83H219ZM224 84H225V83H224ZM231 84H232V83H231ZM240 84H241V83H240ZM240 84H239V86H240ZM251 84H253V83H251ZM16 85H19V84H16ZM20 85H21V84H20ZM22 85H23V84H22ZM59 85H60V84H59ZM65 85H66V84H65ZM68 85H69V83H68ZM72 85H73V84H72ZM80 85H81V84H80ZM94 85H95V84H94ZM103 85H104V84H103ZM103 85H102V86H103ZM126 85H127V84H126ZM133 85H134V84H133ZM158 85H159V84H158ZM158 85H157V86H158ZM167 85H168V84H167ZM210 85H211V84H210ZM213 85H214V84H213ZM213 85H212V86H213ZM220 85H221V84H220ZM220 85H219V87H220ZM244 85H245V84H244ZM10 86H11V85H10ZM10 86H9V87H10ZM37 86H38V85H37ZM39 86H40V88H42L41 85H39ZM60 86H61V85H60ZM90 86H92V85H90ZM127 86H128V85H127ZM136 86H137V85H136ZM151 86H152V85H151ZM164 86H165V85H164ZM169 86H170V85H169ZM177 86H178V85H177ZM203 86H204V85H203ZM203 86H202V89L204 88ZM212 86H211V87H212ZM256 86H258V85H256ZM0 87H1V86H0ZM34 87H35V86H34ZM34 87H32V88H34ZM55 87H56V86H55ZM68 87H69V86H67V88H68ZM72 87H73V86H72ZM154 87H155V86H154ZM196 87H197V85H196ZM216 87H217V86H216ZM226 87H227V85H226ZM229 87H230V86H229ZM251 87H252V86H251ZM6 88H7V87H6ZM46 88H47V87H46ZM85 88H86V87H85ZM90 88H91V87H90ZM121 88H124V87H121ZM136 88H137V87H136ZM143 88H144V87H143ZM143 88H140V89H143ZM149 88H150V87H149ZM234 88H236V87H234ZM234 88H233V89H234ZM263 88H264V87H263ZM10 89H11V88H10ZM18 89H19V88H18ZM23 89H24V88H23ZM42 89H43V88H42ZM96 89H97V88H96ZM100 89H101V87H100ZM117 89H118V88H117ZM167 89H168V86H167ZM231 89H232V87H231ZM236 89H237V88H236ZM0 90H1V89H0ZM12 90H13V89H12ZM15 90H16V89H15ZM20 90H21V89H20ZM27 90H28V89H27ZM29 90H30V89H29ZM31 90H32V89H31ZM40 90H41V89H39V91H40ZM49 90H50V89H49ZM108 90H109V89H108ZM153 90H154V89H153ZM157 90H158V87H157ZM204 90H205V89H204ZM220 90H221V87H220ZM261 90H263V89H261ZM1 91H2V90H1ZM25 91H26V90H25ZM39 91H38V92H39ZM110 91H111V90H110ZM116 91H117V90H116ZM118 91H120V90H118ZM122 91H123V90H122ZM138 91H139V90H138ZM150 91H151V90H150ZM173 91H174V90H173ZM179 91H180V89H179ZM198 91H199V90H198ZM198 91H197V92H198ZM207 91H208V90H207ZM207 91H206V92H207ZM224 91H225V90H224ZM231 91H232V90H231ZM238 91H239V90H238ZM238 91H237V92H238ZM5 92H6V91H5ZM13 92H15V91L13 90ZM17 92H19V91H17ZM31 92H32V91H31ZM33 92H36V91L33 90ZM48 92H49V91H48ZM48 92H47V93H48ZM54 92H55V90H54ZM59 92H60V90H59ZM63 92H64V91H63ZM91 92H92V94H93V91H91ZM128 92H129V91H128ZM170 92H171V91H170ZM210 92H211V91H210ZM222 92H223V91H222ZM245 92H248V91L245 90ZM10 93H12V92H10ZM21 93H22V92H21ZM88 93H89V92H88ZM106 93H109V92H106ZM129 93H130V92H129ZM129 93H128V94H129ZM132 93H134V92H132ZM141 93H142V92H141ZM181 93H182V92H181ZM194 93H195V92H194ZM228 93H229V92H228ZM243 93H244V92H243ZM250 93H251V92H250ZM252 93H253V92H252ZM13 94H14V93H13ZM16 94H17V93H16ZM18 94H20V92H19ZM23 94H24V93H22V95H23ZM28 94H29V93H28ZM77 94H78V93H77ZM143 94H144V92H143ZM147 94H149V93H147ZM147 94H146V95H147ZM152 94H153V93H152ZM154 94H155V93H154ZM154 94H153V95H154ZM178 94H179V93H178ZM253 94H254V93H253ZM3 95H4V94H3ZM3 95H2V96H3ZM11 95H12V94H11ZM20 95H21V94H20ZM22 95H21V96H22ZM24 95H26V94H24ZM24 95H23V96H24ZM36 95H37V94H36ZM53 95H54V94H53ZM69 95H70V94H69ZM72 95H73V94H72ZM98 95H99V94H98ZM102 95H103V94H102ZM105 95H106V94H105ZM110 95H111V94H110ZM110 95H109V97H110ZM112 95H113V94H112ZM121 95H122V94H121ZM125 95H126V94H125ZM125 95H124V96H125ZM157 95H158V94H157ZM171 95H172V94H171ZM176 95H177V94H176ZM230 95H231V94H230ZM237 95H238V93H237ZM246 95H247V94H246ZM251 95H252V94H251ZM32 96H33V94H32ZM32 96H31V97H32ZM65 96H66V95H65ZM88 96H89V95H88ZM88 96H87V97H88ZM114 96H115V95H114ZM148 96H149V95H148ZM177 96H178V95H177ZM180 96H181V95H180ZM188 96H189V95H188ZM244 96H245V95H244ZM247 96H248V95H247ZM3 97H4V96H3ZM13 97H14V96H13ZM29 97H30V96H29ZM51 97H52V96H51ZM70 97H71V96H70ZM72 97H73V96H72ZM103 97H104V95H103ZM103 97H102V98H103ZM109 97H108V98H109ZM127 97H128V96H127ZM153 97H154V96H153ZM156 97H157V96H156ZM172 97H173V96H172ZM172 97H171V99H172ZM232 97H233V96H232ZM0 98H1V97H0ZM6 98H7V97H6ZM14 98H15V97H14ZM18 98H19V97H18ZM26 98H27V96H26ZM39 98H40V97H39ZM43 98H44V97H43ZM52 98H53V97H52ZM62 98H63V97H62ZM65 98H66V97H65ZM89 98H90V97H89ZM89 98H88V99H89ZM106 98H107V97H106ZM133 98H134V97H133ZM151 98H152V97H151ZM159 98H160V97H159ZM159 98H158V99H159ZM229 98H230V96H229ZM252 98H253V97H252ZM23 99H25V98H23ZM31 99H32V98H31ZM57 99H58V98H57ZM63 99H64V98H63ZM75 99H76V98H75ZM85 99H87V98H85ZM90 99H91V98H90ZM103 99H104V98H103ZM121 99H122V98H121ZM136 99H137V98H136ZM147 99H148V97H147ZM160 99H161V98H160ZM167 99H168V98H167ZM167 99H166V100H167ZM193 99H194V98H193ZM215 99H216V98H215ZM261 99H262V98H261ZM14 100H15V99H14ZM25 100H26V99H25ZM37 100H38V99H37ZM39 100H40V99H39ZM39 100H38V101H39ZM70 100H71V99H70ZM81 100H82V99H81ZM91 100H92V99H91ZM91 100H90V103H91ZM96 100H97V99H96ZM108 100H109V99H108ZM132 100H133V99H132ZM132 100H131V101H132ZM155 100H156V99H155ZM155 100H154V101H155ZM161 100H163V99H161ZM161 100H160V101H161ZM1 101H2V100H1ZM3 101H4V100H3ZM10 101H11V100H10ZM15 101H16V100H15ZM17 101H18V100H17ZM20 101H21V100H20ZM77 101H78V100H77ZM84 101H85V100H84ZM125 101H126V100H125ZM131 101H130V102H131ZM140 101H141V100H140ZM142 101H143V100H142ZM158 101H159V100H158ZM172 101H173V100H172ZM177 101H178V100H177ZM181 101H182V100H181ZM188 101H189V100H188ZM193 101H194V100H193ZM229 101H230V100H229ZM232 101H233V100H232ZM232 101H230V102H232ZM254 101H255V100H254ZM23 102H24V101H23ZM28 102H30V101H28ZM41 102H42V101H41ZM52 102H53V101H52ZM62 102H63V101H62ZM134 102H135V101H134ZM144 102H145V101H144ZM162 102H163V101H162ZM235 102H236V101H235ZM17 103H18V102H17ZM68 103H69V102H68ZM74 103H75V102H74ZM80 103H81V102H80ZM107 103H108V102H107ZM131 103H133V102H131ZM154 103H155V102H154ZM160 103H161V102H160ZM160 103H158V104H160ZM205 103H206V102H205ZM247 103H248V102H247ZM30 104H31V103H29V105H30ZM72 104H73V103H72ZM101 104H102V103H101ZM103 104H104V103H103ZM123 104H124V103H123ZM140 104H141V103H140ZM172 104H173V103H172ZM191 104H192V102H191ZM234 104H235V103H234ZM1 105H2V103H1ZM14 105H15V104H14ZM27 105H28V104H27ZM27 105H26V106H27ZM32 105H33V104H32ZM36 105H37V104H36ZM38 105H39V103H38ZM49 105H50V104H49ZM81 105H82V104H81ZM88 105H89V104H88ZM93 105H94V104H93ZM130 105H131V104H130ZM133 105H134V104H133ZM138 105H139V104H138ZM150 105H151V104H149V106H150ZM163 105H164V104H163ZM167 105H168V104H167ZM188 105H189V104H188ZM235 105H236V104H235ZM263 105H264V104H263ZM34 106H35V105H34ZM72 106H73V105H72ZM74 106H75V105H74ZM78 106H79V105H78ZM78 106H76L75 108H77ZM139 106H140V105H139ZM170 106H171V105H170ZM172 106H173V105H172ZM172 106H171V107H172ZM174 106H175V105H174ZM190 106H191V105H190ZM238 106H240V105H238ZM255 106H256V105H255ZM20 107H21V106H20ZM40 107H41V106H40ZM66 107H68V106L66 105ZM99 107H100V106H99ZM125 107H126V106H125ZM144 107H145V105H144ZM154 107H155V106H154ZM162 107H164V106H162ZM192 107H193V106H192ZM236 107H237V106H236ZM6 108H7V106H6ZM33 108H34V107H33ZM104 108H105V107H104ZM109 108H110V107H109ZM136 108H137V107H136ZM149 108H150V107H149ZM158 108H159V107H158ZM168 108H169V106H168ZM187 108H188V107H187ZM261 108H263V107H261ZM7 109L9 110V108H7ZM12 109H13V108H12ZM14 109H16V108H14ZM20 109H21V108H20ZM30 109H31V108H30ZM49 109H50V108H49ZM93 109H94V108H93ZM99 109H100V108H99ZM142 109H143V108H142ZM156 109H157V108H156ZM163 109H164V108H163ZM170 109H171V108H170ZM241 109H242V108H241ZM5 110H6V109H5ZM18 110H19V109H18ZM23 110H25V109H23ZM23 110H22V111H23ZM35 110H36V108H35ZM67 110H68V109H67ZM73 110H74V109H73ZM89 110H90V109H89ZM124 110H125V109H124ZM200 110H201V109H200ZM29 111H31V110H29ZM32 111H33V110H32ZM42 111H43V110H42ZM54 111H55V110H54ZM61 111H62V110H61ZM70 111H71V110H70ZM141 111H142V110H141ZM170 111H171V110H170ZM172 111H173V110H172ZM175 111H177V110H175ZM238 111H239V109L237 110V112H238ZM254 111H255V110H254ZM19 112H20V111H19ZM36 112H37V111H36ZM66 112H67V111H66ZM68 112H69V111H68ZM91 112H92V111H91ZM112 112H113V111H112ZM129 112H130V110H129ZM138 112H139V111H138ZM145 112H146V111H145ZM202 112H203V111H202ZM4 113H5V112H4ZM14 113H15V110H14ZM14 113H13V114H14ZM17 113H18V112H17ZM44 113H45V112H44ZM57 113H58V112H57ZM64 113H65V112H64ZM74 113H78V112L76 111V112H74ZM94 113H95V112H94ZM203 113H205V112H203ZM15 114H16V113H15ZM32 114H33V113H32ZM61 114H62V113H61ZM72 114H73V113H72ZM90 114H91V113H90ZM97 114H98V113H97ZM129 114H130V113H129ZM139 114H140V113H139ZM152 114H153V113H152ZM154 114H155V113H154ZM186 114H187V113H186ZM4 115H5V114H4ZM7 115H8V114H7ZM7 115H6V116H7ZM18 115H19V114H18ZM18 115H17V116H18ZM20 115H21V114H20ZM34 115H36V114H34ZM45 115H46V114H45ZM47 115H48V114H47ZM65 115H66V114H65ZM73 115H74V114H73ZM77 115H78V114H77ZM104 115H105V114H104ZM131 115H134V114L131 113ZM160 115H161V114H160ZM239 115H240V113H239ZM256 115H257V112H256ZM6 116H5V117H6ZM59 116H60V115H59ZM90 116H91V115H90ZM97 116H98V115H97ZM99 116H100V115H99ZM141 116H142V115H141ZM166 116H167V115H166ZM240 116H242V115H240ZM7 117H8V116H7ZM25 117H26V116H25ZM32 117H33V116H32ZM53 117H54V116H53ZM56 117H57V114H56ZM77 117H78V116H77ZM100 117H101V116H100ZM102 117H104V116L102 115ZM108 117H109V116H108ZM136 117H138V116H136ZM136 117H135V118H136ZM145 117H146V115H145ZM151 117H152V115H151ZM159 117H160V116H159ZM163 117H164V116H163ZM242 117H243V116H242ZM254 117H255V116H254ZM18 118H19V117H18ZM37 118H38V117H37ZM65 118H66V116H65ZM80 118H81V117H80ZM84 118H85V117H84ZM131 118H133V117H131ZM177 118H178V117H177ZM184 118H186V117H184ZM252 118H253V115H252ZM19 119H20V118H19ZM21 119H22V117H21ZM29 119H30V118H29ZM34 119H35V118H34ZM61 119H62V118H61ZM74 119H75V117H74ZM82 119H83V118H82ZM89 119H90V118H89ZM103 119H104V118H103ZM136 119H137V118H136ZM148 119H149V118H148ZM158 119H159V118H158ZM169 119H170V118H169ZM169 119H168V120H169ZM186 119H187V118H186ZM16 120H17V119H16ZM52 120H54V119H52ZM70 120H71V119H70ZM76 120H77V119H76ZM80 120H81V119H80ZM118 120H119V119H118ZM131 120H132V119H131ZM162 120H163V119H162ZM211 120H212V119H211ZM214 120H216V119H214ZM226 120H228V119H226ZM1 121H2V120H1ZM23 121H24V120H23ZM27 121H28V120H27ZM31 121H33V120H31ZM38 121H39V120H38ZM64 121H65V120H64ZM68 121H69V120H68ZM85 121H86V120H85ZM120 121H121V119H120ZM127 121H128V120H127ZM139 121H140V120H139ZM145 121H146V120H145ZM179 121H180V120H179ZM209 121H210V120H209ZM209 121H208V122H209ZM230 121H231V119H230ZM14 122H15V121H14ZM19 122H20V120H19ZM24 122H25V121H24ZM45 122H46V120H45ZM52 122H53V121H52ZM130 122H131V121H130ZM159 122H161V121H159ZM167 122H168V121H167ZM172 122H173V121H172ZM185 122H186V120H185ZM210 122H211V121H210ZM216 122H217V121H216ZM10 123H11V122H10ZM17 123H18V122H17ZM26 123H27V122H26ZM71 123H73V122H71ZM91 123H92V122H91ZM103 123H104V122H103ZM109 123H110V122H109ZM143 123H144V121H143ZM153 123H154V121H153ZM153 123H152V124H153ZM155 123H156V122H155ZM173 123H174V122H173ZM176 123H177V122H176ZM186 123H187V122H186ZM195 123H196V122H195ZM212 123H213V122H212ZM231 123H232V122H231ZM237 123H238V122H237ZM13 124H14V123H13ZM15 124H16V123H15ZM24 124H25V123H24ZM24 124H22V125H24ZM99 124H100V123H99ZM107 124H108V123H107ZM116 124H117V123H116ZM118 124H120V123H118ZM174 124H175V123H174ZM183 124H185V123H183ZM187 124H188V123H187ZM198 124H199V123H198ZM229 124H230V123H229ZM0 125H1V124H0ZM7 125H8V124H7ZM38 125H39V123H38ZM51 125H52V124H51ZM54 125H56V124H54ZM74 125H75V124H74ZM85 125H86V124H85ZM114 125H115V124H114ZM140 125H141V124H140ZM143 125H144V124H143ZM147 125H148V124H147ZM169 125H170V124H169ZM181 125H182V124H181ZM220 125H221V124H220ZM225 125H226V124H225ZM225 125H224V126H225ZM2 126H4V125H2ZM9 126H10V125H9ZM15 126H16V125H15ZM18 126H19V125H18ZM24 126H25V125H24ZM32 126H33V125H32ZM49 126H50V125H49ZM57 126H58V125H57ZM63 126H64V125H63ZM65 126H67V125H65ZM72 126H73V125H72ZM75 126H76V125H75ZM87 126H88V125H87ZM103 126H104V125H103ZM112 126H113V125H112ZM137 126H138V125H137ZM176 126H177V125H176ZM205 126H206V125H205ZM213 126H214V125H213ZM232 126H233V125H232ZM0 127H1V126H0ZM7 127H8V126H7ZM16 127H17V126H16ZM70 127H71V125H70ZM70 127H69V128H70ZM84 127H85V126H84ZM88 127H89V126H88ZM109 127H110V126H109ZM113 127H114V126H113ZM115 127H116V126H115ZM115 127H114V128H115ZM133 127H134V126H133ZM161 127H162V126H161ZM230 127H231V126H230ZM259 127H260V126H259ZM261 127H262V126H261ZM18 128H19V127H18ZM23 128H24V127H23ZM47 128H48V127H47ZM50 128H51V126H50ZM54 128H55V127H54ZM59 128H60V127H59ZM59 128H58V129H59ZM73 128H74V127H73ZM91 128H93V127H90V129H91ZM119 128H120V127H119ZM142 128H143V127H142ZM165 128H166V127H165ZM172 128H173V127H172ZM191 128H192V127H191ZM204 128H205V127H204ZM263 128H264V127H263ZM14 129H15V128H14ZM14 129H13V130H14ZM32 129H34V128H32ZM55 129H56V128H55ZM76 129H77V128H76ZM205 129H206V128H205ZM230 129H231V128H230ZM230 129H229V130H230ZM17 130H18V129H17ZM30 130H31V129H30ZM73 130H74V129H73ZM88 130H89V129H88ZM106 130H109V129H106ZM164 130H165V129H164ZM187 130H188V129H187ZM235 130H236V129H235ZM255 130H256V129H255ZM255 130H254V131H255ZM11 131H12V130H11ZM46 131H47V130H46ZM67 131H68V130H67ZM161 131H162V129H161ZM225 131H226V130H225ZM259 131H260V130H259ZM0 132H1V131H0ZM6 132H7V131H6ZM12 132H13V131H12ZM15 132H16V131H15ZM22 132H23V131H22ZM76 132H77V131H76ZM85 132H87V131H85ZM109 132H110V131H109ZM112 132H113V131H112ZM163 132H164V131H163ZM171 132H172V131H171ZM203 132H204V131H203ZM231 132H232V130H231ZM3 133H4V132H3ZM10 133H11V132H10ZM16 133H17V132H16ZM25 133H26V132H25ZM25 133H24V134H25ZM34 133H35V132H34ZM34 133H33V134H34ZM74 133H75V132H74ZM87 133H88V132H87ZM104 133H105V132H104ZM151 133H152V132H151ZM254 133H255V132H254ZM4 134H5V133H4ZM6 134H7V133H6ZM13 134H14V133H13ZM18 134H19V133H18ZM21 134H22V133H21ZM26 134H27V133H26ZM38 134H39V133H38ZM89 134H90V133H89ZM159 134H160V133H159ZM172 134L174 135V133H172ZM225 134H226V133H225ZM250 134H251V133H250ZM263 134H264V133H263ZM8 135H9V134H8ZM48 135H49V134H48ZM62 135H63V133H62ZM90 135H91V134H90ZM103 135H104V134H103ZM150 135H151V134H150ZM166 135H167V133H166ZM189 135H190V134H189ZM195 135H196V134H195ZM204 135H205V134H204ZM256 135H257V134H256ZM21 136H22V135H21ZM30 136H31V135H30ZM57 136H58V135H57ZM96 136H97V135H96ZM105 136H106V135H105ZM178 136H179V135H178ZM228 136H229V135H228ZM233 136H234V135H233ZM241 136H242V135H241ZM251 136H252V135H251ZM251 136H250V137H251ZM261 136H262V135H261ZM263 136H264V135H263ZM0 137H2V136L0 135ZM23 137H24V136H23ZM36 137H37V136H36ZM42 137H43V136H42ZM42 137L40 136L39 138L41 139ZM47 137H49V136H47ZM74 137H75V136H74ZM80 137H82V136H80ZM179 137H180V136H179ZM186 137H188V136H186ZM195 137H196V136H195ZM243 137H244V136H243ZM257 137H258V136H257ZM3 138H4V137H3ZM5 138H6V136H5ZM15 138H16V136H15ZM26 138H27V137H26ZM45 138H46V137H45ZM63 138H64V137H63ZM65 138H66V137H65ZM82 138H83V137H82ZM89 138H90V137H89ZM104 138H105V137H104ZM112 138H113V137H112ZM172 138H173V137H172ZM193 138H194V137H193ZM214 138H216V137H214ZM260 138H261V137H260ZM59 139H60V138H59ZM61 139H62V138H61ZM115 139H116V138H115ZM185 139H186V138H185ZM202 139H204V138H202ZM223 139H224V138H223ZM12 140H13V139H12ZM35 140H36V139H35ZM41 140H42V139H41ZM41 140H40V141H41ZM49 140H50V139H49ZM53 140H54V139H53ZM57 140H58V139H57ZM100 140H101V139H100ZM173 140H174V139H173ZM194 140H195V139H194ZM253 140H254V139H253ZM45 141H46V140H45ZM55 141H56V140H55ZM83 141H84V138H83ZM97 141H98V140H97ZM110 141H111V140H110ZM160 141H161V140H160ZM170 141H171V140H170ZM216 141H217V140H216ZM216 141H215V142H216ZM243 141H244V140H243ZM13 142H14V141H13ZM21 142H22V141H21ZM42 142H43V141H42ZM47 142H48V141H47ZM69 142H70V141H69ZM123 142H124V141H123ZM188 142H189V140H188ZM193 142H194V141H193ZM210 142H211V141H210ZM221 142H222V141H221ZM227 142H228V141H227ZM230 142H231V141H230ZM246 142H247V141H246ZM252 142H253V141H252ZM262 142H263V141H262ZM9 143H10V142H9ZM9 143H7V144L9 145ZM26 143H27V142H26ZM37 143H38V142H37ZM56 143H57V142H56ZM65 143H66V142H65ZM70 143H71V142H70ZM118 143H119V141H118ZM120 143H121V142H120ZM120 143H119V146L121 147ZM160 143H161V142H160ZM164 143H165V141H164ZM212 143H213V142H212ZM219 143H220V142H219ZM243 143H244V142H243ZM1 144H2V143H1ZM20 144H21V143H20ZM23 144H24V143H23ZM31 144H32V143H31ZM39 144H40V143H39ZM48 144H49V143H48ZM115 144H116V143H115ZM129 144H130V143H129ZM188 144H189V143H188ZM200 144H202V143L200 142ZM216 144H217V143H216ZM229 144H230V143H229ZM231 144H232V143H231ZM257 144H258V143H257ZM57 145H58V143H57ZM60 145H61V144H60ZM60 145H59V146H60ZM63 145H65V144H63ZM74 145H75V144H74ZM95 145H96V144H95ZM125 145H126V144H125ZM163 145H164V144H163ZM209 145H210V144H209ZM220 145H221V143H220ZM227 145H228V144H227ZM238 145H239V144H238ZM247 145H248V144H247ZM27 146H28V145H27ZM29 146H30V145H29ZM69 146H70V145H69ZM69 146H68V147H69ZM92 146H93V145H92ZM92 146H91V147H92ZM127 146H129V145H127ZM131 146H132V145H131ZM164 146H165V145H164ZM176 146H177V144H176ZM232 146H233V145H232ZM236 146H237V145H236ZM248 146H249V145H248ZM261 146H262V145H261ZM261 146H260V147H261ZM1 147H2V146H1ZM18 147H21V145L18 146ZM60 147H61V146H60ZM66 147H67V146H66ZM76 147H77V145H76ZM98 147H99V146H98ZM186 147H187V146H186ZM210 147H211V146H210ZM228 147H229V146H228ZM252 147H253V145H252ZM5 148H6V147H5ZM33 148H34V147H33ZM79 148H80V147H79ZM85 148H86V147H85ZM99 148H100V147H99ZM126 148H128V147H126ZM130 148H131V147H130ZM132 148H133V147H132ZM215 148H216V147H215ZM241 148H242V147H241ZM6 149H7V148H6ZM66 149H67V148H66ZM68 149H69V148H68ZM71 149H72V148H71ZM75 149H78V148H75ZM75 149H74V150H75ZM121 149H122V148H121ZM191 149H192V148H191ZM226 149H227V148H226ZM236 149H237V148H236ZM3 150H4V149H3ZM103 150H104V149H103ZM108 150H109V149H107V151H108ZM125 150H126V149H125ZM180 150H181V148H180ZM220 150H221V149H220ZM1 151H2V150H1ZM1 151H0V152H1ZM4 151H5V150H4ZM19 151H21V150H19ZM19 151H18V152H19ZM24 151H25V148H24ZM24 151H23V152H24ZM40 151H41V150H40ZM53 151H54V150H53ZM92 151H93V150H92ZM101 151H102V150H101ZM104 151H105V150H104ZM118 151H120V149H119ZM135 151H136V150H135ZM163 151H164V150H163ZM167 151H168V150H167ZM207 151H208V150H207ZM221 151H223V150H221ZM221 151H220V152H221ZM259 151H260V150H259ZM263 151H264V150H263ZM8 152H9V151H8ZM18 152H17V153H18ZM21 152H22V151H21ZM45 152H46V151H45ZM54 152L56 153L57 151H54ZM58 152H60V151L58 150ZM63 152H64V151H63ZM74 152H75V151H74ZM74 152H72V153H74ZM81 152H82V151H81ZM110 152H112V151H110ZM116 152H117V151H116ZM116 152H115V154H116ZM127 152H128V151H127ZM129 152H130V151H129ZM129 152H128V153H129ZM199 152H200V151H198V153H199ZM242 152H243V151H242ZM14 153L16 154V152H14ZM37 153H38V152H37ZM89 153H90V152H89ZM93 153H94V152H93ZM100 153H101V152H100ZM134 153H135V152H134ZM175 153H176V152H175ZM208 153H210V152H208ZM213 153H214V152H213ZM228 153H229V152H228ZM2 154H3V152H2ZM10 154H11V153H10ZM18 154H19V153H18ZM39 154H40V153H39ZM45 154H46V153H45ZM53 154H54V153H53ZM56 154H57V153H56ZM66 154H67V153H66ZM75 154H76V156H77L78 153H75ZM91 154H92V153H91ZM130 154H131V153H130ZM0 155H1V153H0ZM20 155H21V153H20ZM25 155H26V154H25ZM42 155H43V154H42ZM48 155H49V154H48ZM48 155H45V156H48ZM58 155H59V154H58ZM71 155H72V154H71ZM73 155H74V154H73ZM73 155H72V156H73ZM97 155H98V154H97ZM134 155H135V154H134ZM168 155H169V154H168ZM17 156H18V155H17ZM95 156H96V155H95ZM169 156H170V155H169ZM199 156H200V155H199ZM202 156H203V155H202ZM206 156H207V155H206ZM216 156H217V155H216ZM236 156L239 157L238 154H237ZM2 157H3V156H2ZM8 157H9V155H8ZM12 157H13V156H12ZM29 157H30V156H29ZM60 157H61V156H60ZM127 157H128V156H127ZM129 157H130V156H129ZM129 157H128V158H129ZM196 157H197V156H196ZM3 158H5V157H3ZM19 158H20V157H19ZM21 158H22V157H21ZM62 158H63V157H62ZM65 158H66V157H65ZM87 158H89V157H87ZM128 158H127V159H128ZM133 158H134V157H133ZM135 158H136V157H135ZM201 158H202V157H201ZM230 158H231V157H230ZM233 158H234V157H233ZM240 158H241V157H240ZM243 158H244V157H243ZM243 158H242V159H243ZM1 159H2V158H1ZM31 159H32V158H31ZM73 159H74V156H73ZM97 159H98V158H97ZM103 159H104V158H103ZM107 159H108V158H107ZM124 159H125V158H124ZM192 159H193V158H192ZM219 159H221V158H219ZM219 159H218V160H219ZM235 159H236V158H235ZM20 160H21V159H20ZM25 160H26V159H25ZM42 160H43V159H42ZM49 160H50V159H49ZM62 160H63V159H62ZM75 160H76V159H75ZM131 160H132V159H131ZM133 160H134V159H133ZM133 160H132V161H133ZM193 160H194V159H193ZM197 160H198V159H197ZM205 160H206V159H205ZM221 160H222V159H221ZM2 161H3V160H2ZM17 161H18V160H17ZM70 161H71V160H70ZM91 161H92V160H91ZM102 161H103V160H102ZM104 161H105V160H104ZM108 161H109V160H108ZM169 161H170V160H169ZM222 161H223V160H222ZM228 161H231V160H228ZM15 162H16V161H15ZM15 162H14V163H15ZM18 162H19V161H18ZM82 162H83V161H82ZM87 162H88V161H87ZM105 162H106V161H105ZM180 162H181V161H180ZM190 162H191V160H190ZM194 162H195V161H194ZM198 162H199V161H198ZM218 162H219V161H218ZM248 162H249V161H248ZM261 162L264 163V161H261ZM4 163H5V162H4ZM29 163H30V162H29ZM64 163H65V162H64ZM71 163H72V162H71ZM75 163H76V162H75ZM77 163H78V162H77ZM210 163H211V161H210ZM225 163H226V162L224 161V164H225ZM240 163H241V162H240ZM33 164H34V163H33ZM58 164H59V163H58ZM94 164H95V163H94ZM119 164H120V163H119ZM182 164H184V163H182ZM197 164H198V163H197ZM18 165H21V164H18ZM68 165H69V164H68ZM70 165H71V164H70ZM108 165H109V163H108ZM111 165H112V164H111ZM113 165H114V164H113ZM116 165H117V164H116ZM209 165H210V164H209ZM236 165H237V164H236ZM245 165H246V164H245ZM257 165H259V164H257ZM262 165H263V164H262ZM50 166H51V165H50ZM55 166H56V165H55ZM84 166H85V165H84ZM130 166H131V165H130ZM226 166H227V165H226ZM231 166H232V165H231ZM240 166H241V165H240ZM263 166H264V165H263ZM16 167H17V166H16ZM67 167H68V166H67ZM79 167H80V166H79ZM88 167H89V166H88ZM97 167H98V166H97ZM103 167H104V166H103ZM173 167H174V165H173ZM173 167H172V168H173ZM180 167H181V166H180ZM233 167H234V166H233ZM243 167H244V166H243ZM43 168H44V167H43ZM45 168H46V167H45ZM65 168H66V167H65ZM71 168H72V167H71ZM73 168H74V167H73ZM175 168H177V167H175ZM191 168H192V167H191ZM199 168H200V167H199ZM208 168H209V167H208ZM213 168H214V167H213ZM234 168H235V167H234ZM247 168H249V167H247ZM255 168H256V167H255ZM4 169H5V168H4ZM14 169H15V168H14ZM31 169H32V168H31ZM63 169H64V168H63ZM74 169H75V168H74ZM80 169H81V168H80ZM88 169H89V168H88ZM96 169H98V168H96ZM101 169H102V168H101ZM177 169H178V168H177ZM188 169H189V168H188ZM194 169H196V168H194ZM202 169H203V168H202ZM243 169H244V168H243ZM260 169H262V168L260 167ZM67 170H68V169H67ZM67 170H66V171H67ZM81 170H83V169H81ZM81 170H80V171H81ZM84 170H86V169L84 168ZM98 170H99V169H98ZM102 170H104V169H102ZM111 170H112V169H111ZM172 170H173V169H172ZM182 170H183V169H182ZM213 170H214V169H213ZM224 170H225V169H224ZM235 170H236V169H235ZM256 170H257V169H256ZM256 170H255V171H256ZM17 171H18V170H17ZM69 171H71V170H69ZM89 171H90V170H89ZM180 171H181V170H180ZM198 171H199V170H198ZM238 171H239V170H238ZM243 171H244V170H243ZM245 171H246V170H245ZM263 171H264V170H263ZM10 172H11V171H10ZM12 172H13V171H12ZM47 172H48V171H47ZM63 172H64V171H63ZM120 172H121V171H120ZM202 172H203V171H202ZM225 172H226V171H225ZM229 172H230V171H229ZM235 172H236V171H234V173H235ZM15 173H16V172H15ZM41 173H43L42 170H41ZM65 173H66V172H65ZM110 173H111V172H110ZM110 173H109V174H110ZM211 173H212V172H211ZM217 173H218V171H217ZM220 173H221V172H220ZM222 173H224V172H222ZM243 173H244V172H243ZM248 173H249V172H248ZM2 174H5V173H2ZM10 174H11V173H10ZM63 174H64V173H63ZM90 174H91V173H90ZM93 174H94V173H93ZM93 174H92V175H93ZM96 174H97V173H96ZM102 174H103V173H102ZM118 174H119V173H118ZM131 174H132V173H131ZM187 174H188V173H187ZM190 174H191V173H190ZM237 174H238V173H237ZM255 174H256V173H255ZM41 175H42V174H41ZM50 175H51V174H50ZM79 175H80V174H79ZM92 175H91V177H92ZM97 175H98V174H97ZM123 175H124V174H123ZM194 175H195V174H194ZM263 175H264V174H263ZM6 176H7V175H6ZM6 176H5V177H6ZM10 176H11V175H10ZM62 176H63V175H62ZM80 176H81V175H80ZM95 176H96V175H95ZM102 176H103V175H102ZM171 176H172V175H171ZM171 176H170V177H171ZM190 176H191V175H190ZM207 176H208V175H207ZM209 176H210V175H209ZM222 176H223V175H222ZM249 176H250V175H249ZM18 177H19V176H18ZM45 177H46V176H45ZM53 177H54V176H53ZM69 177H70V176H69ZM99 177H100V175H99ZM118 177H119V176H118ZM170 177H169V178H170ZM188 177H189V176H188ZM220 177H221V176H220ZM233 177H234V175H233ZM237 177H239V176H237ZM240 177H241V176H240ZM8 178H9V176H8ZM11 178H12V177H11ZM14 178H15V177H14ZM72 178H74V177L72 176ZM83 178H84V176H83ZM83 178H81V179H83ZM93 178H94V177H93ZM101 178H102V177H101ZM101 178H100V179H101ZM115 178H116V177H115ZM173 178H174V177H173ZM175 178H176V177H175ZM9 179H10V178H9ZM22 179H23V178H22ZM40 179H41V178H40ZM49 179H50V178H49ZM54 179H56V178H54ZM75 179H77V177H76ZM88 179H89V178H88ZM176 179H177V178H176ZM185 179H186V178H185ZM190 179H191V178H190ZM223 179H224V178H223ZM226 179H227V178H226ZM226 179H224V180H226ZM233 179H234V178H233ZM233 179H232V180H233ZM6 180H7V179H6ZM44 180H45V179H44ZM59 180H60V179H59ZM106 180H107V179H106ZM111 180H112V179H111ZM167 180H169V179H167ZM170 180H171V179H170ZM173 180H174V179H173ZM239 180H240V179H239ZM24 181H25V180H24ZM27 181H28V180H26V183H27ZM49 181H50V180H49ZM49 181H48V182H49ZM72 181H73V180H72ZM176 181H177V180H176ZM213 181H214V180H213ZM19 182H20V181H19ZM28 182H29V181H28ZM44 182H45V181H44ZM76 182H77V181H76ZM199 182H200V181H199ZM216 182H217V181H216ZM222 182H223V181H222ZM231 182H232V181H231ZM231 182H229V183H231ZM247 182H248V180H247ZM247 182H246V183H247ZM253 182H254V181H253ZM10 183H11V182H10ZM15 183H16V182H15ZM26 183H25V184H26ZM40 183H42V182H40ZM40 183H39V184H40ZM50 183H51V182H50ZM56 183H57V182H56ZM72 183H74V181H73ZM86 183H87V182H86ZM90 183L92 184V181H91ZM108 183H109V182H108ZM134 183H135V182H134ZM166 183H167V181H166ZM204 183H205V182H204ZM212 183H213V182H212ZM239 183H240V182H239ZM254 183H255V182H254ZM259 183H260V182H259ZM60 184H61V182H60ZM84 184H85V183H84ZM172 184H173V183H172ZM233 184L235 185V183H233ZM2 185H3V184H2ZM5 185H6V184H5ZM16 185H17V184H16ZM28 185H29V184H28ZM28 185H27V186H28ZM41 185H42V184H41ZM47 185H48V184H47ZM66 185H67V184H65V186H66ZM75 185H76V184H75ZM86 185H87V184H86ZM86 185H85V186H86ZM92 185H93V184H92ZM97 185H99V184H97ZM97 185H96V186H97ZM169 185H170V184H169ZM174 185H175V184H174ZM174 185H173V186H174ZM227 185H228V184H227ZM7 186H9V185H7ZM23 186H24V185H23ZM23 186H22V187H23ZM44 186H45V184H44ZM53 186H54V185H53ZM81 186H82V185H81ZM102 186H103V185H102ZM164 186H165V185H164ZM192 186H193V185H192ZM214 186H216V185H214ZM29 187H30V185H29ZM42 187H43V186H42ZM59 187H60V185H59ZM70 187H71V186H70ZM75 187H76V186H75ZM90 187H91V186H90ZM167 187H168V186H167ZM176 187H178V186H176ZM203 187H204V186H203ZM217 187H218V186H217ZM228 187H229V186H228ZM236 187H237V186H236ZM241 187H242V186H241ZM19 188H20V187H19ZM24 188H25V187H24ZM39 188H40V187H39ZM43 188H44V187H43ZM168 188H169V187H168ZM178 188H179V187H178ZM182 188H183V187H182ZM187 188H189V187H187ZM260 188H261V187H260ZM4 189H5V188H4ZM32 189H33V188H32ZM47 189H48V188H47ZM51 189H52V188H51ZM62 189H63V188H62ZM64 189H66V188H64ZM86 189H87V188H86ZM88 189H90V188H88ZM94 189H95V188H94ZM172 189H174V187H173ZM194 189H195V188H194ZM249 189H250V188H249ZM0 190H1V189H0ZM16 190H17V189H16ZM28 190H29V189H28ZM28 190H27V191H28ZM30 190H31V189H30ZM42 190H44V189H42ZM80 190H82V188H81ZM83 190H84V189H83ZM109 190H111V189H109ZM167 190H168V189H167ZM170 190H171V189H169V192H170ZM189 190H190V189H189ZM258 190H259V189H258ZM33 191H34V189H33ZM164 191H165V190H164ZM173 191H174V190H173ZM179 191H180V190H179ZM5 192H6V190H5ZM56 192H57V191H56ZM76 192H77V191H76ZM83 192H84V191H83ZM89 192H90V191H89ZM91 192H92V191H91ZM169 192H168V193H169ZM186 192H187V191H186ZM190 192H191V191H190ZM209 192H210V191H209ZM214 192H215V191H214ZM224 192H225V190H224ZM243 192H244V189H243ZM248 192H249V191H248ZM8 193H10V192H8ZM13 193H14V192H13ZM17 193H18V192H17ZM23 193H24V192H23ZM25 193H26V192H25ZM34 193H35V192H34ZM174 193H175V192H174ZM194 193H195V192H194ZM226 193H227V192H226ZM239 193H240V192H239ZM251 193H252V192H251ZM255 193H256V191H255ZM262 193H263V192H262ZM2 194H3V193H2ZM21 194H22V192H21ZM56 194H57V193H56ZM61 194H63V193H61ZM67 194H68V193H67ZM93 194H94V193H93ZM164 194H165V193H164ZM171 194H172V193H171ZM195 194H196V193H195ZM204 194H206V193H203V195H204ZM207 194H208V193H207ZM221 194H222V193H221ZM221 194H220V195H221ZM259 194H261V193H259ZM263 194H264V193H263ZM31 195H32V194H31ZM42 195H43V194H42ZM47 195H50V194H47ZM69 195H70V194H69ZM75 195H76V194H75ZM174 195H175V194H174ZM185 195H186V194H185ZM191 195H192V194H191ZM193 195H194V194H193ZM211 195H212V194H211ZM215 195H216V194H215ZM222 195H223V194H222ZM238 195H239V194H238ZM0 196H1V195H0ZM32 196H34V195H32ZM53 196H54V195H53ZM79 196H80V195H79ZM165 196H166V195H165ZM167 196H168V195H167ZM187 196H189V195H187ZM200 196H201V195H200ZM217 196H219V195H217ZM1 197H2V196H1ZM13 197H14V196H13ZM18 197H19V196H17V198H18ZM28 197H29V196H28ZM30 197H31V196H30ZM83 197H84V196H83ZM83 197H81V198H83ZM123 197H124V196H123ZM173 197H174V196H173ZM195 197H196V196H195ZM208 197H209V195H208ZM3 198H4V197H3ZM14 198H15V197H14ZM20 198H21V197H20ZM73 198H74V197H73ZM211 198H212V196H211ZM226 198H228V197H226ZM255 198H256V197H255ZM261 198H262V197H261ZM21 199H22V198H21ZM35 199H36V198H35ZM201 199H202V198H201ZM207 199H208V198H207ZM223 199H224V198H223ZM228 199H229V198H228ZM3 200H4V199H3ZM17 200H18V199H17ZM19 200H20V199H19ZM30 200H31V198H30ZM39 200H41V199H39ZM66 200H68V199H66ZM160 200H161V199H160ZM170 200H171V198H170ZM172 200H173V199H172ZM8 201H9V200H8ZM27 201H28V199H27ZM54 201H55V200H54ZM59 201H60V199H59ZM71 201H73V200L68 201V203L71 202ZM82 201H83V200H82ZM182 201H183V200H182ZM202 201H203V200H202ZM253 201H254V200H253ZM260 201H261V200H260ZM5 202H6V201H5ZM5 202H4V204H5ZM19 202L24 203V201H22V200L19 201ZM25 202H26V201H25ZM35 202H36V201H33V203H35ZM64 202H65V201H64ZM176 202H177V201H176ZM176 202H173V203H176ZM249 202H250V201H249ZM38 203H39V202H38ZM42 203H43V202H42ZM182 203H183V202H182ZM250 203H251V202H250ZM16 204H17V203H16ZM24 204H25V203H24ZM40 204H41V203H40ZM55 204H56V203H55ZM71 204H72V203H71ZM78 204H79V203H78ZM81 204H83V202H82ZM169 204H171V201H170ZM183 204H184V203H183ZM189 204H190V202H189ZM208 204H209V203H208ZM258 204H259V203H258ZM8 205H9V204H8ZM13 205H15V204H13ZM26 205H27V204H26ZM58 205H59V204H58ZM111 205H112V204H111ZM166 205H167V207H168V204H166ZM259 205H260V204H259ZM17 206H18V205H17ZM35 206H36V205H35ZM39 206H40V205H39ZM72 206H73V205H72ZM78 206H79V205H78ZM176 206H177V205H176ZM184 206H185V205H184ZM206 206H207V205H206ZM25 207H27V206H25ZM43 207H44V206H43ZM59 207H60V206H59ZM74 207H75V206H74ZM81 207H82V206H81ZM208 207H209V206H208ZM211 207H212V206H211ZM256 207H257V206H256ZM7 208H8V207H7ZM15 208H16V207H15ZM18 208H20V207H18ZM27 208H28V207H27ZM30 208H31V207H30ZM34 208H35V207H34ZM46 208H47V207H46ZM72 208H73V207H72ZM162 208H163V207H162ZM172 208H173V207H172ZM174 208H175V207H174ZM229 208H230V207H229ZM1 209H2V208H1ZM23 209H24V208H23ZM32 209H33V208H32ZM63 209H64V208H63ZM96 209H97V208H96ZM194 209H195V208H194ZM205 209H207V208H205ZM3 210H4V209H3ZM19 210H20V209H19ZM24 210H25V209H24ZM24 210H23V211H24ZM43 210H44V209H43ZM60 210H61V209H60ZM71 210H72V209H71ZM165 210H166V209H165ZM175 210H176V208H175ZM216 210H217V208H216ZM257 210H258V209H257ZM27 211H28V210H27ZM35 211H36V210H35ZM166 211H167V210H166ZM178 211H179V210H178ZM244 211H246V210H244ZM263 211H264V210H263ZM6 212H7V211H6ZM15 212H16V211H15ZM53 212H54V211H53ZM68 212H69V211H68ZM122 212H123V211H122ZM124 212H125V211H124ZM148 212L151 213V211H148ZM28 213H29V212H28ZM35 213H36V212H35ZM55 213H56V212H55ZM57 213H58V212H57ZM161 213H162V211H161ZM179 213H180V212H179ZM179 213H178V214H179ZM191 213H192V212H191ZM200 213H201V212H200ZM211 213H212V212H211ZM215 213H216V212H215ZM246 213H247V212H246ZM1 214H2V213H1ZM18 214H19V213H18ZM18 214L16 213V215H18ZM22 214H23V213H22ZM63 214H64V213H63ZM66 214H67V213H66ZM171 214H172V212H171ZM201 214H202V213H201ZM205 214H206V213H205ZM221 214H222V212H221ZM8 215H9V214H8ZM26 215H27V214H26ZM47 215H48V214H47ZM81 215H82V214H81ZM163 215H164V214H163ZM163 215H162V216H163ZM181 215H182V214H181ZM229 215H230V214H229ZM11 216H12V215H11ZM24 216H25V215H24ZM45 216H46V215H45ZM124 216H125V215H124ZM158 216H159V214H158ZM166 216H167V215H166ZM169 216H170V215H169ZM172 216H173V215H172ZM192 216H193V215H192ZM214 216H215V215H214ZM216 216H217V215H216ZM9 217H10V216H9ZM19 217L21 218V215H19ZM19 217H18V218H19ZM35 217H36V216H35ZM66 217H67V216H66ZM71 217H72V216H71ZM90 217H91V216H90ZM121 217H122V215H121ZM159 217H160V216H159ZM163 217H164V216H163ZM178 217H179V216H178ZM208 217H209V216H208ZM62 218H63V217H62ZM62 218H61V219H62ZM75 218H76V217H75ZM77 218H78V217H77ZM173 218H174V217H173ZM213 218H214V217H213ZM260 218H261V217H260ZM2 219H3V218H2ZM41 219H43V218H41ZM59 219H60V218H59ZM78 219H80V218H78ZM81 219H82V218H81ZM155 219H156V218H155ZM161 219H162V218H161ZM164 219H165V218H164ZM167 219H168V218H167ZM210 219H211V218H210ZM234 219H235V217H234ZM238 219H239V218H238ZM3 220H4V219H3ZM12 220H13V219H12ZM23 220H24V219H23ZM126 220L128 221V217H127ZM165 220H166V219H165ZM207 220H208V219H207ZM211 220H212V219H211ZM211 220H210V221H211ZM33 221H34V218H33ZM65 221H66V220H65ZM180 221H181V220H180ZM186 221H188V219H187ZM217 221H218V220H217ZM240 221H241V220H240ZM1 222H2V221H1ZM46 222H47V221H46ZM82 222H83V221H82ZM190 222H191V221H190ZM214 222H215V221H214ZM20 223H21V222H20ZM43 223H44V222H43ZM48 223H49V221H48ZM58 223H59V222H58ZM64 223H65V222H64ZM64 223H63V224H64ZM71 223H72V222H71ZM79 223H80V222H79ZM136 223H137V222H136ZM212 223H213V222H212ZM215 223H216V222H215ZM34 224H35V222H34ZM44 224H46V223H44ZM55 224H56V222H55ZM65 224H66V223H65ZM69 224H70V223H69ZM161 224H162V223H161ZM183 224H184V223H183ZM189 224H190V223H189ZM208 224H209V223H208ZM0 225H1V224H0ZM15 225H16V224H15ZM24 225H25V224H24ZM31 225H32V223H31ZM74 225H75V224H74ZM137 225H138V224H137ZM163 225H164V224H163ZM179 225H180V224H179ZM190 225H191V224H190ZM193 225H194V224H193ZM234 225H235V224H234ZM244 225H245V224H244ZM3 226H4V225H3ZM10 226H11V225H10ZM18 226H19V225H18ZM44 226H45V225H44ZM95 226H96V225H95ZM104 226H105V225H104ZM125 226H126V225H125ZM151 226H152V225H151ZM166 226H167V225H166ZM197 226H198V225H197ZM208 226H209V225H208ZM254 226H255V225H254ZM258 226H259V225H258ZM263 226H264V225H263ZM0 227H1V226H0ZM39 227H41V226H39ZM49 227H50V226H49ZM60 227H61V226H60ZM68 227H69V225H68ZM126 227H127V226H126ZM159 227H161V226H159ZM169 227H170V226H169ZM169 227H168V228H169ZM202 227H203V226H202ZM202 227H201V230H202ZM222 227H223V226H222ZM239 227H240V226H239ZM260 227H261V226H260ZM27 228H28V227H27ZM43 228H45V227H43ZM54 228H55V227H54ZM103 228L105 229V227H103ZM148 228H149V227H148ZM48 229H49L50 232H51L52 229H50V228H48ZM68 229H70V228H68ZM110 229H111V228H110ZM128 229H130V228H128ZM156 229H157V228H156ZM164 229H165V228H164ZM170 229H171V228H170ZM174 229H176V228L174 227ZM189 229H191V228H189ZM196 229H197V228H196ZM205 229H206V228H205ZM233 229H234V228H233ZM251 229H253V228L251 227ZM260 229H261V228H260ZM34 230H35V229H34ZM41 230H42V229H41ZM41 230H40V231H41ZM64 230H65V229H64ZM78 230H79V229H78ZM114 230H115V229H114ZM140 230H141V229H140ZM152 230H153V229H152ZM158 230H159V228H158ZM177 230H178V229H177ZM197 230H199V229H197ZM206 230H207V229H206ZM23 231H25V230H23ZM32 231H33V230H32ZM32 231H31V232H32ZM37 231H38V230H37ZM106 231H107V230H106ZM115 231L118 232L117 230H115ZM155 231H156V230H155ZM178 231H179V230H178ZM237 231H238V230H237ZM57 232H58V231H57ZM62 232H63V231H62ZM67 232H69V231H67ZM152 232H154V231H152ZM156 232H157V231H156ZM187 232H188V230H187ZM198 232H199V231H198ZM245 232H246V231H245ZM8 233H9V231H8ZM36 233H37V232H36ZM45 233H46V232H45ZM51 233H52V232H51ZM81 233H82V232H81ZM88 233H89V232H88ZM106 233H107V232H106ZM108 233H109V232H108ZM149 233H150V232H149ZM164 233H167V232H164ZM179 233H180V231L178 232V234H179ZM204 233H205V232H204ZM206 233L208 234L209 232H206ZM210 233H211V232H210ZM243 233H244V232H243ZM1 234H2V233H1ZM156 234H157V233H156ZM168 234H169V233H168ZM188 234H189V233H188ZM198 234H199V233H198ZM4 235H5V234H4ZM7 235H8V234H7ZM26 235H27V234H26ZM42 235H43V234H42ZM51 235H52V234H51ZM70 235H71V234H70ZM81 235H82V234H81ZM153 235H154V234H153ZM200 235H201V232H200ZM210 235H213V234L211 233ZM214 235H215V234H214ZM245 235H247V232H246ZM5 236H6V235H5ZM67 236H68V235H67ZM155 236H156V235H155ZM174 236H175V235H174ZM10 237H11V236H10ZM37 237H38V236H37ZM78 237H79V236H78ZM93 237H94V236H93ZM101 237H102V236H101ZM147 237H148V236H147ZM8 238H9V236H8ZM11 238H13V237H11ZM42 238H43V237H42ZM68 238H69V237H68ZM70 238H71V237H70ZM108 238H109V237H108ZM167 238H168V237H167ZM251 238H253L254 241H256V242L258 241V238H257V234H256V233H255V234H252ZM0 239H1V238H0ZM4 239H5V238H4ZM43 239H44V238H43ZM74 239H75V237H74ZM79 239H80V238H79ZM88 239H89V238H88ZM146 239H147V238H146ZM149 239H150V238H149ZM163 239H164V237H163ZM172 239H173V238H172ZM175 239H176V238H175ZM181 239H182V238H181ZM240 239H241V238H240ZM14 240H15V239H14ZM77 240H78V239H77ZM159 240H160V239H159ZM161 240H162V238H161ZM173 240H174V239H173ZM173 240H172L171 242H174ZM176 240H177V239H176ZM217 240H218V238H217ZM5 241H6V240H5ZM8 241H9V240H8ZM15 241H16V240H15ZM147 241H148V240H147ZM152 241H153V240H152ZM152 241H150V242H152ZM167 241H168V240H167ZM169 241H170V240H169ZM240 241H241V240H240ZM49 242H50V241H49ZM66 242H67V241H66ZM69 242H70V241H69ZM71 242H72V241H71ZM131 242H133V240H132ZM153 242H155V241H153ZM183 242H184V241H183ZM251 242H252V241H251ZM12 243H13V242H12ZM15 243H16V242H15ZM102 243H103V242H102ZM146 243H147V242H146ZM160 243H161V242H160ZM160 243H159V244H160ZM176 243H177V242H176ZM235 243H236V242H235ZM240 243H241V242H240ZM245 243H246V242H245ZM252 243H253V242H252ZM7 244H8V243H7ZM16 244H17V243H16ZM20 244H21V243H20ZM35 244H37V243H35ZM59 244H60V243H59ZM75 244H76V243H75ZM84 244H85V241H84ZM104 244H105V243H104ZM182 244H183V243H182ZM225 244H226V243H225ZM8 245H9V244H8ZM50 245H51V244H50ZM52 245H53V244H52ZM62 245H63V244H62ZM114 245H115V244H114ZM149 245H150V244H149ZM180 245H181V244H180ZM180 245H179V246H180ZM189 245H190V244H189ZM230 245H231V244H230ZM232 245H233V244H232ZM0 246H1V244H0ZM2 246H3V245H2ZM59 246H60V245H59ZM86 246H87V245H86ZM151 246H152V245H151ZM160 246H161V245H160ZM166 246H167V245H166ZM169 246H170V244H169ZM179 246H178V247H179ZM183 246H184V245H183ZM262 246H263V245H262ZM11 247H12V246H11ZM149 247H150V246H149ZM245 247H246V246H245ZM0 248H1V247H0ZM7 248H8V247H7ZM17 248H18V247H17ZM50 248H51V247H50ZM176 248H177V247H176ZM2 249H3V248H2ZM5 249H6V248H5ZM56 249H57V248H56ZM74 249H75V248H74ZM91 249H92V247H91ZM149 249H150V248H149ZM156 249H157V248H156ZM248 249H249V247H248ZM6 250H7V249H6ZM11 250H12V249H11ZM35 250H37V249H35ZM85 250H86V248H85ZM242 250H243V249H242ZM244 250H245V248H244ZM0 251H1V250H0ZM59 251H60V250H59ZM83 251H84V250H83ZM165 251H166V250H165ZM7 252H8V251H7ZM17 252H18V251H17V249H16V253H17ZM52 252H53V251H52ZM67 252H68V251H67ZM73 252H74V251H73ZM110 252H111V250H110ZM152 252H153V250H152ZM158 252H159V251H158ZM161 252H162V251H161ZM167 252H168V251H167ZM178 252H179V251H178ZM196 252H197V251H196ZM246 252H247V251H246ZM246 252H245V253H246ZM14 253H15V249H14ZM107 253H108V252H107ZM111 253H112V252H111ZM176 253H177V252H176ZM228 253H229V252H228ZM241 253H242V252H241ZM243 253H244V252H243ZM7 254H9V253H7ZM12 254H13V253H12ZM66 254H69V255H70V253H66ZM223 254H224V253H223ZM5 255H6V254H5ZM39 255H40V254H39ZM64 255H65V254H64ZM97 255H98V254H97ZM97 255H95V257H96ZM177 255L179 256V254H177ZM195 255H196V254H195ZM235 255H236V254H235ZM259 255H260V254H259ZM0 256H2V255L0 254ZM6 256H7V255H6ZM66 256H67V255H66ZM66 256H65V257H66ZM72 256H73V255H72ZM108 256H110V255H108ZM118 256H119V255H118ZM118 256H117V257H118ZM180 256H181V255H180ZM213 256H214V255H213ZM247 256H248V255H247ZM255 256H256V255H255ZM98 257H99V256H98ZM106 257H107V256H106ZM239 257H240V256H239ZM155 258H156V257H155ZM161 258H162V257H161ZM257 258H258V257H257ZM103 259H104V258H103ZM112 260H113V258H112ZM177 260H178V258H177ZM180 260H181V258H180ZM182 260H183V259H182ZM182 260H181V261H182ZM244 260H245V259H244ZM244 260H243V261H244ZM4 261H5V259H4ZM97 261H98V260H97ZM103 261H104V260H103ZM108 261H109V260H108ZM155 261H156V260H155ZM170 261H171V260H170ZM174 261H175V260H174ZM191 261H192V260H191ZM222 261H223V260H222ZM232 261H233V260H232ZM239 261H240V260H239ZM2 262H3V261H2ZM45 262H46V261H45ZM47 262H48V261H47ZM162 262H163V261H162ZM178 262H179V261H178ZM178 262H177V263H178ZM199 262H200V261H199ZM208 262H210V261H208ZM234 262H235V261H234ZM250 262H251V261H249V263H250ZM252 262H253V261H252ZM256 262H257V260H256ZM0 263H1V262H0ZM114 263H115V262H114ZM173 263H174V262H173ZM179 263H180V262H179ZM188 263H189V262H188ZM203 263H204V262H203ZM206 263H207V262H206ZM206 263H205V264H206ZM217 263H218V262H217ZM240 263H241V262H240ZM244 263H245V262H244ZM261 263H262V262H261ZM24 264H25V263H24ZM97 264H98V263H97ZM107 264H108V263H107ZM112 264H113V262H112ZM167 264H168V263H167ZM190 264H191V263H190ZM211 264H212V263H211ZM253 264H254V263H253ZM256 264H257V263H256ZM258 264H259V263H258Z\"/></svg>",
    "mask_w": 264,
    "mask_h": 264
}]
</instances>
